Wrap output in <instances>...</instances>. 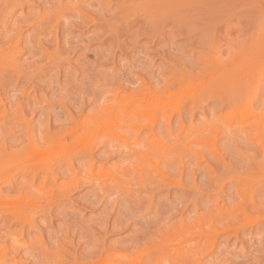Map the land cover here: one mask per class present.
Listing matches in <instances>:
<instances>
[{
  "label": "rangeland",
  "instance_id": "rangeland-1",
  "mask_svg": "<svg viewBox=\"0 0 264 264\" xmlns=\"http://www.w3.org/2000/svg\"><path fill=\"white\" fill-rule=\"evenodd\" d=\"M33 1H35V2H33ZM33 1L30 0V2H28L27 0L26 1L22 0V3L24 2L23 8H17L14 12L15 14L16 13H18V14H16V15L14 14L12 19H9L7 21L8 23H5V25L2 26V29H1L2 23H0V35H3L6 31L9 32L8 35H10V31L12 30V27H14L16 22H17V19H18L17 15H19V13L21 11L22 12L20 13V16L25 18V19H22L19 17V19L20 20L22 19L21 21L23 22L21 27H25V25L28 26L29 24H33L34 19H32V18L34 15H35V19H36L38 14L40 17L45 18L44 24L42 26L44 28H41V30H40V33H41V31H43V33L45 32L44 33L45 35L43 34L44 37H40L38 30H36V29L34 31L30 30L31 25H29L28 27L26 26L24 28V30L26 31V32L24 31V33H25L24 34V42L25 43L22 41V43H24V44H20V46L16 50L17 54H19V56H18L19 58L18 57L15 58L16 60H14L15 62H13V63L12 62L8 63L9 66H8V64H6L7 61L3 62L4 60H0V63H1L0 64V75H2V73L4 75V76L2 75L3 78H0V82L2 81V83L0 84V89H2L3 92L5 91L4 93L2 91H0V111H1L0 112V123L2 124V125L0 124L2 126V127H0V186H1L0 189L2 188L3 183L8 179H11V180L17 179V177L18 178L23 177V175H25V174H27V176H32L34 174H42V173H44V171L45 172H48V171L52 172L53 171V173H59V175L56 176V177H58V178H56L57 181L55 180V182L50 183L46 187H49L50 190H51V187L53 189L55 187V188H57L55 190L58 191L59 188H61V187L63 188L62 184H64V187L66 189L63 188V190H59V192H51V193L49 190V193L45 192L46 196L43 197V195L45 193L42 191L48 192V189H49V188L45 187L46 190L44 188V190L42 189L41 191H39L41 194L44 193L42 195V198H44L43 200H41L42 198H39L38 194H40V193H38V194L24 195L23 198L21 197L24 200L23 201V200H21V198H17L13 192L8 193L2 188L0 190V202H1V205H5V207L4 206L1 207V205H0V228H1V226H3L2 220L5 218H8V216L10 219H17L18 222L13 223V226L11 227V229L17 228V230H18L16 236H13V237L17 238L16 240H18L19 246L22 247V246L26 245L25 247L29 248V250L32 254H34L37 250L47 252V249H48L49 251L47 252V254L45 252V255H46L45 257L48 256L47 258L50 259L49 260L50 263H48V259L47 258L45 259V257H44V264H46L45 262H47V264H52V263L55 264V263H58L59 261H61L62 259H65L66 256L72 255L71 252L73 250H75L78 254H80V252L82 251L81 252V254H82L83 252H85L84 249H86V252L87 251L89 252V250H90L89 248L95 247V245H94L95 243L96 244L98 243V245L100 243V245H101L103 238H101V239L98 238V236H100L101 234H100V232H98L97 229L99 227V229L101 230L100 227L102 225L99 226L100 223H97V222L103 223L102 221H104V219H105L106 222L108 221L107 222L108 224L109 223L111 224L112 222H114V224H116V225L118 224V225H122V226L127 224L126 226H129V227L131 226V228H129L131 231L128 230L125 232L119 231V232L112 233V231H110V229H108V231H107L108 233L105 234V237H106L105 239L107 242L105 244V247L108 249L107 253L111 252V256L116 260V261L112 260L114 263L116 262V264H117L119 262L118 264H120V263L128 264V263H130L129 262L130 258H132L131 262H133L134 258H136L135 254L139 252L137 256H139L140 258L138 259V257H137L136 260L138 259V261H139L138 264H141L140 260H142V259L143 260L146 259L147 262L148 261L152 262V260H150L148 258V252L149 251H150V253L152 251L153 252L155 251L154 253L158 252L160 250L159 248L161 246H164L168 241H170V244H171V241L176 242V240L178 241L181 238L182 239L179 241H182V240L192 241L191 239H193V238L196 239L197 233L193 232L195 230L191 231V229H193L194 228L193 226H195V225H199V227L197 226V228H194V229L197 230L198 228H200L201 221L203 219L201 220L199 217H203L204 218V220H203L204 225L202 222V225H201V226H203L202 229L204 228V226L209 227L208 229L207 228L203 229L205 232L207 230L212 231V229H213L214 231H217V232L219 231L218 232L219 234L221 232L222 233L220 235H218V234L215 235L211 231H209L210 234L207 233L208 234L207 239H209L208 241H211V242L214 241V243L212 242L211 243L212 247H210L211 244H209V242H208L207 246L209 245L208 247L210 248L209 249L210 251H208L207 250L208 247L205 246V249L207 250V251L205 250V252L207 254H205V256L203 254L202 259H204V261L202 262V264H247V263L248 264H264V230H263L264 226L262 225V223L264 221V217H263L264 213H262L264 211L263 210L264 208L261 207L262 205H264V202H260V201H264L263 200L264 192H260V193L256 192L259 185H261V184L264 185V182H263L264 181V178H263L264 177V116H262V115H264V110H261L262 107L264 108V101H263L264 98H262V97H264V0H236V2L239 1L238 2L239 4L236 3L234 8L237 7L238 10L235 9L236 10L235 11L234 9H232L231 12L227 13L228 15L225 14L226 17H224V18L230 17L229 21H227L228 19L224 20V18H223V21H224L223 25L225 27L227 26L228 29L226 27V29L223 30V28H224L223 25H222L221 29L223 31H226L227 32V33L225 32L226 34L221 30V31H219V33L222 32L221 35H223V33H224L223 36H221L218 33L219 37H217L218 35L216 33L215 38H214V35H211L213 37L212 38L209 36V34L206 35L204 33L205 36H203V33L200 34V32L197 31L201 35V37H199L198 33L195 31H194L195 35L192 34L193 35L192 36L191 33L193 31H191V33L186 34L187 37H189V38H190V36H192L193 40L189 41V43L187 42L188 40H186L187 38H185L186 35L183 36V35L178 34V33L176 35V32H173L169 29L170 27L166 28L165 30H162V33H159V32H161L160 31L161 29L156 30L154 33V31H151L148 27L144 26L145 25V20H144L145 18L141 16V14H143V8L140 6L142 5L141 3H143V5H145L144 2L146 0L145 1L144 0H140V1L138 0L139 2H141L140 6H138L139 4H135L133 2V1L137 2V0H123V1H125V3H127L126 5H129L127 7H130V4H128V2L135 6V9H134V7H132V5H131L132 8L130 7V10L133 9L131 11V13L133 12L136 15H134L133 13L130 14V12H129L128 17L130 16V18H127L128 21L124 20L126 17H124V18L120 17V18H123V20L122 19L119 20V19H116V17H114V16H110V17H113V19L114 18L115 19L114 20L112 19L113 21L109 20L108 22H105L104 21L105 19L102 20V23L104 25L107 24V25H105L107 28L105 26H101L102 25V24H100L101 21H99V20L94 21V19L91 18L92 16H94V15H91V11H92L91 8L88 9V12H89L88 13L87 11L83 12V10L81 9L82 5L80 6L81 8H79L77 6L78 1H80V0H76L75 6H73L74 5L73 3L75 0H73V1L72 0L71 1L70 0H64V1L63 0H53V1L49 0L50 2L48 0H45V2H44V0H42V1L33 0ZM38 1H39V3H37ZM91 1L92 0H90V2ZM106 1H107L108 6L113 5V7H114V5H116L115 8H118L117 9L118 11L123 10V9H125V10L129 9L127 7H122L121 5H119V3L116 2L117 0L112 1L113 3H110V0H106ZM130 1H132V2H130ZM142 1H144V2H142ZM0 2H2V1L0 0ZM27 2H28V5L26 4ZM65 2L67 5H69V7H70V4L71 5L73 4L71 8H68L70 10L71 14L70 13L68 14V12H65L61 9H58V7H60L61 4H62L61 8H63L65 6L63 8V9H65L67 6L66 4L63 5ZM103 2H105V0H103ZM30 3H31V6L33 5L32 7H29ZM35 3H37L39 5H37ZM125 3H122V4L125 5ZM103 4H106V2ZM117 4H118V6H117ZM40 5H41V7L38 8V6H40ZM43 6L44 7L46 6L47 8L48 7L49 8L47 9L46 7L44 8ZM42 7L44 8L43 11H42V9H43ZM40 8H42V9L40 10ZM136 8H138V9H136ZM144 8H146V7H144ZM79 9L82 10L85 18H87L89 20H93L90 23L91 25H89V23H85L84 20H80L78 15L75 14L77 11L79 12ZM113 9L111 12H114L116 10V9L115 10H113ZM58 10H59V12H58ZM89 10H91V11H89ZM135 10H137V11H135ZM30 11L33 12V14L36 13L37 11H39V13L32 15L31 16L32 18L30 17L31 14L24 16L25 12L31 13ZM60 11L65 12L64 15L65 14L67 16L71 15L73 19L71 18V16H69L70 19H68V17H66V15L65 16L62 15L63 13H61ZM93 11H94V9H93ZM96 11L97 10L95 9V11L92 13H98V11L97 12ZM43 12H44V14H43ZM72 12L73 13L75 12L74 15H76L78 17V19L76 16H75V18L73 17ZM230 13L232 15L229 16ZM234 14L236 15V17ZM131 15H133V16H131ZM27 17H30V18H27ZM65 17H66V19H65ZM95 17L98 18L99 16L96 15ZM110 17H108L106 19H110ZM13 18L14 19L17 18V19L13 20ZM12 20L16 21V22H13L14 25H12L13 23H11ZM24 20H26V21H24ZM69 20H70V22H69ZM71 20H72V22H71ZM118 20H119V22H118L119 25L115 26L114 24H118L117 23ZM142 20H144V21H142ZM64 21H66V22H64ZM67 21H68V23H67ZM78 21H81V24ZM82 21H84V22L82 23ZM110 21H112L113 23L114 22H116V23H114V24L110 23L109 24ZM124 21L128 22V24L129 23L130 24L128 25L126 23V25H124L125 24ZM226 21H227V24L230 26H228L225 23ZM237 21H238V23H237ZM9 22H10V25H9ZM74 22H75V24H74ZM77 23H79V25H78L79 27L76 26ZM121 23H122V25H121ZM131 23H132V25H131ZM140 23H142V24H140ZM137 24H138V26H137ZM175 24L176 23H174L173 25H175ZM95 25H97L98 27L96 26V28H95ZM108 25L109 26L112 25L111 26L112 28L114 27V29H115V27H116L118 29L117 30L115 29L112 32H110L112 30V28L110 27L109 29H111V30L109 31ZM130 25L133 26L134 28L131 27ZM10 26H11V28L9 29ZM140 26H141V28H139ZM144 27H146V28H144ZM70 28H72V29H70ZM133 29H135V30H133ZM148 29L150 30L148 32L149 34L147 32L145 33V31H148ZM4 30H6V31H4ZM1 31H4V32H1ZM106 31H109L110 33L109 32H107V33L110 35H108L106 33ZM114 31H116V32H114ZM164 31L166 33H163ZM97 32H99V33H97ZM150 32H152V34ZM6 33H5V35H6ZM112 33H114V34L111 35ZM169 33H171L172 36H171V34L169 35ZM33 34H34L35 40H33V38H34ZM102 34H104V36ZM116 34H117V36H116ZM89 35H91V36H89ZM159 35L160 36L163 35L166 39L163 38L162 36L160 37ZM178 35H180V36H178ZM26 36L27 37L30 36V38H31L30 40L32 41V43L30 40H28L29 38H25ZM136 36H137V38H136ZM150 36L151 37L154 36V37L151 38ZM157 36H159L160 38L158 39ZM39 37H40V39L42 38L43 45H41V46H43V49L45 51V54H44L45 57H43L42 55H40V56L38 55L40 57L39 58L38 56L37 57L32 56L33 54L31 55L30 53L28 55V51H30V49L32 50V47L35 46L37 39H39ZM98 37H100V38H98ZM111 37L113 40H111ZM113 37H116V38H113ZM129 37H131V38H129ZM194 37H198V38H196V40H195ZM202 37L205 41L207 40L208 42H205L202 39ZM95 38H97L96 41L94 40ZM117 38L119 41L115 40ZM146 38H148V39L146 40ZM161 38H163L164 40ZM224 38H225V40L223 41ZM25 39H27L28 41L27 40L25 41ZM133 39H134V41L135 40L136 41L133 42ZM102 40H104V41L102 42ZM167 40L171 42V43L169 42L170 48H168L169 43ZM197 40H199V41H197ZM1 41H3V40H0V42ZM33 41H35V42L33 43ZM162 41H164V42H162ZM28 42L30 43L29 46H28ZM79 42H82L83 44L82 43L79 44ZM86 42H88V43H86ZM108 42H110V44ZM119 42H120V44H119ZM185 42L188 43V46H187V44L185 45ZM192 42H193V45H192ZM202 42H204L205 44ZM26 43H27V45H26ZM157 43H159L158 46L156 45ZM32 44H33V46H32ZM81 44L84 46V49L81 46ZM140 44H142V45H140ZM163 44H165V45H163ZM182 44H184L185 47L187 46L185 48L186 50H184L183 47H180V46H183ZM196 44L199 46L198 48H197ZM202 44H203V46H202ZM78 45H80L81 47H79ZM87 45H88L89 49H91V47L93 48V49H91V51H92L91 53H90V50L86 47ZM132 45L135 47H133ZM175 45H176V47L178 46L177 49H176V47H174ZM209 45H210V47H209ZM26 46H27V49L25 48ZM28 47H29V49H28ZM113 47H115V48H113ZM142 47H144V48H142ZM173 47H174V49H176V51L175 50L171 51L173 49ZM218 47L221 49L220 53L217 55L215 54L216 56H213V54L215 52H213V54H211V52L214 49L217 50ZM48 48H49V50H48ZM121 48H122V51H121ZM199 48H200V50H199ZM202 48H205V49H203V51L201 52ZM57 49L59 51H57ZM137 49L140 50L141 52L140 51L138 52ZM163 49H164V51H163ZM192 49H193V51H192ZM194 49H196L198 52H196V50H194ZM159 50L162 52H160ZM216 50H214V51H216ZM170 51H171V53H170ZM179 51H181V52H179ZM199 51L201 52V54ZM204 51H206V52H204ZM154 52H156V53H154ZM172 52H177L176 56ZM226 52H228V54ZM180 53L182 55H180ZM158 54H160V55H158ZM170 54H171V57H169ZM187 54H188V56L186 57ZM24 55L25 56L27 55V56L25 57ZM81 55H82V57L84 56L83 57L84 60L82 59ZM161 55L164 56L163 59H162ZM165 55H166V57L167 56L168 57L166 58ZM172 55H174V56H172ZM29 56H31V58H30V59H32V61L30 60L31 62H35V60H37L38 63L40 61H42L41 64L47 63L43 72L39 71V73H42L43 76H42V78H39V79L37 78L38 79L37 82H36L35 75L33 76V74L31 73L33 71L32 70L33 67L31 69L29 68L28 70H27V68H23L25 65V63H23V61H26V63H27L26 65H28L29 59H27V58ZM179 56L181 57V59L179 58ZM217 56L218 57L221 56V58L218 59ZM225 56H228V57L225 58ZM42 57H43V59L40 60ZM172 57H174V58H172ZM34 58H36V59H34ZM90 58H91V60H90ZM185 58L187 59V61ZM58 59L59 60L61 59V62L63 61L62 64H61V62H59ZM166 59H168V60L166 61ZM217 59H218V61H217ZM17 60H19L20 62ZM56 60H57V62H56ZM88 60H90V61H88ZM161 60H162V62H161ZM211 60H212V62H211ZM16 61L19 64H21L20 65L21 67L18 66L19 64ZM164 61L167 62V65L170 63L171 64L174 63V65H173L174 67L172 69H170V65H169V67L166 66L165 65L166 63ZM169 61H171V62H169ZM181 61H182V64L180 63ZM208 61H210V62H208ZM51 62L52 63L55 62V64L58 63V69L61 67L59 69L60 72L57 71L58 69L56 70L57 66H56V68H54L55 66H53V64ZM147 62L149 64H147ZM151 62H152V64H151ZM2 63H4L5 65ZM161 63H163L164 67H161V66H163V65H161ZM207 63L210 66H208ZM22 64H24V65H22ZM48 64H50V65L52 64V65L50 66ZM215 64H216V66L214 67ZM68 65H70V66H68ZM186 65H187V67H185ZM2 66H4V67H2ZM48 66H49V68H48ZM197 66L201 69H199ZM212 66L214 67V69ZM217 66H218V68H217ZM10 67H12V68H10ZM25 67H27V66H25ZM159 67L162 68V70H160ZM165 67H166V69H164ZM204 67H207L208 69H206ZM187 68H188V71H187ZM191 68H192V70H191ZM202 68H204V70L206 69L205 71H207V72L203 71ZM12 69H15V70H12ZM23 69L26 71H24ZM50 69H51V71H50ZM83 69H84V71H83ZM94 69H96V70H94ZM150 69H151V72H150ZM29 70H30V72H29ZM171 70L175 71L176 74L174 72H172ZM184 70L187 72H184ZM213 70H215V71H213ZM14 71H16V72H14ZM47 71H48V73H46ZM52 71H53V73H52ZM210 71H212V73L214 72L213 75L215 73H218L221 76L218 77L217 76L218 74H216V77L215 76L213 77V75L211 74ZM216 71H218V72H216ZM5 72H7V73L5 74ZM17 72H19L20 75ZM56 72H59L58 75ZM201 72L202 73L204 72V73L202 74ZM224 72H226L225 74H228V75L224 76ZM102 73H104V74H102ZM150 73H152L153 75L152 74L150 75ZM185 73L187 74L186 76H185ZM240 73H241V75H239ZM29 74H32V75H29ZM84 74H85V77H84ZM106 74H108L109 76H107ZM173 74H175L176 77ZM28 75H29V77H28ZM154 75H157V76H154ZM248 75H250V77H248ZM2 76H0V77H2ZM8 76L11 77L12 79H13V76H16V77L12 80V83H11L10 82L11 80L9 81V79L7 78ZM19 76H21V77H19ZM88 76H89V78H88ZM210 76H211L212 81H210L211 80ZM24 77L30 78L29 80H31L30 81L31 83L35 81L32 84L36 85L37 88L32 86L31 83H30V87L28 86L29 87L28 88L27 85H25V83L27 84V82H29V80L27 78H24ZM94 77L96 79H94ZM237 77H241L242 79L240 80ZM243 77H244V79H243ZM19 78H20V80L23 78V80L21 82L22 84H24L23 86L21 83H19L20 82V80H18ZM31 78H33V79H31ZM104 78L105 79L107 78L106 82H105V80L103 81ZM234 78H236L238 81L237 80L235 81ZM1 79H3V80H1ZM69 79L72 80L73 82L72 81L70 82ZM155 79H157V80H155ZM165 79H166V81H165ZM214 79H215V81H214ZM231 79L233 81L237 82L238 87L240 86L238 82H240L241 88L239 87L240 89H238L236 84H234V82ZM247 79L250 81L248 82ZM6 80H8V82ZM24 80L27 82H25ZM85 80H86V82H85ZM91 80L92 81L94 80V82H95L94 85H93V82ZM111 80H113V81H111ZM167 80H170V81H167ZM23 81H24V83H23ZM40 81H41V83L43 82L42 85L40 84ZM87 81H90V83H89L90 85L88 84ZM230 81H231L232 87H231V84L228 85L230 83ZM6 82L7 83L10 82L11 85L7 84ZM44 82H45V84H44ZM104 82H105V84H107V85L110 84V85L105 86ZM166 82L168 84H170V86L168 85V87H167ZM37 83H38V86H37ZM72 83H74V84H72ZM79 83H80V85H79ZM84 83H85V86L83 85ZM101 83H103V84H101ZM165 83H166V85H162ZM13 84H14V88L12 89ZM81 84H82V86H81ZM242 84L245 87H243ZM2 85L3 86L6 85L7 88H6V86L3 87ZM19 85L24 87L25 88L24 91H26L23 94L20 93V95L18 94V92H21V90L19 89V91H18V89H17V88H19L18 87ZM88 85L90 86L89 88H88ZM8 86H9V88H8ZM10 86H11V90H9ZM39 86L42 87L43 89L39 88ZM79 86H81L80 92H79V90H80ZM91 86H93V87L95 86V90L92 89ZM161 86H163V87L165 86V87L163 88ZM228 86H229V88H228ZM256 86H257V89H255ZM82 87H83V89H82ZM233 87L235 88V90H234L235 95H237V94L239 95L241 93V95H239V96L237 95L239 98L237 96H235V98H234L233 97L234 95L228 96L230 91H233L230 88H233ZM56 88H57V90H56ZM58 88H59V90H58ZM105 88H106V90H105ZM147 88H149V89H147ZM245 88H246V90H244ZM6 89H7V92H6ZM98 89H100V90H98ZM227 89L228 90L230 89V90L227 91ZM236 89L241 90V91H238ZM12 90L17 91V92L16 91H14V92H16L18 95L13 92L16 95V98H15V95L12 94ZM65 90L66 91L68 90V91L66 92ZM76 90H78L77 93L83 92L84 97L81 99L82 101H80V97L77 96V93H74V94L72 93L73 91L76 92ZM147 90H149V91L146 92ZM256 90L258 93L257 95L259 96V94H260V97L257 96V100H255L251 105V109H252V111H254V117L248 118V119H243L244 118L243 117L244 111L242 110L243 112H241V110H240L241 108H239V106L241 107L240 104L248 102L247 99L249 97H253V92ZM8 91L9 92L11 91V92L8 93ZM89 91H91V92H89ZM235 91H237V94ZM246 91L249 94L246 93ZM85 92L88 93V94H86L88 96L84 95ZM149 92H151V93H149ZM2 93L3 94L8 93L9 95L7 94L6 96H8V97L6 98V97H4L5 95L4 96L1 95ZM93 93H94V95H93ZM145 93H147V94H145ZM217 93L219 94L218 96H217ZM222 93H224L225 97H226V95L228 96L225 98V101H223L224 96H222ZM254 93H256V92H254ZM231 94H232V92H231ZM247 94H248V96H247ZM10 95L11 96L14 95V96L11 97ZM24 95L28 96L30 99V102L32 103V105H30L29 107H27L26 105L31 104L30 102L29 103H25V102L22 103L23 102L22 99H24V97H25ZM64 95H66V96H64ZM78 95H82V94H78ZM91 95L94 96V99ZM142 95H144V97H142V99H141ZM146 95H151L152 98H155L154 100L152 98H149L151 101L149 100L150 102L148 103V109L150 107H152V110H150L151 108L149 109L150 111H152L151 112L152 115H151V117H149V121H148V124L151 121V123H150L151 125L149 124V126L143 127V130L141 132V134L144 133L147 136L143 134V136L138 137V135L135 134L136 130H134L135 129L134 126H132L130 128L131 130H127V127H130L132 125V123L130 122L131 124L129 123L130 126H128L127 123L129 121V119L127 121L128 117L125 118V115L127 113L126 111H128V112L130 111V109H128V108H130V107H128L130 105L133 106V108L132 107L131 108L134 111L137 110V108L139 109V107H135V106H141V105L138 104L136 101H142V103H145L148 100V99L147 100L145 99ZM153 95H154V97H153ZM90 96H91V99L89 98ZM151 96H147V98L151 97ZM17 97H20V100H22V102H19L18 101L19 99ZM134 97L136 99L137 98L138 99L136 100ZM231 97L234 98L231 101L232 102L231 105H229L228 103H225L226 100L231 99ZM76 98L79 100V102H81L80 103L81 105L79 104L78 101H76L77 100ZM88 98L91 101H89ZM133 98L136 100L135 102H133L134 101ZM143 98L145 99L144 102H143V100H144ZM221 98H223V99H221ZM259 98H261V100ZM73 99H75V100H73ZM236 99L238 100V102L236 101L238 103V106H236L237 104L234 103V101ZM244 99H245V101H244ZM128 100L130 101V103L133 102L134 105H135V103L138 105L134 106L133 104H129ZM211 100H214V101H211ZM9 101H11V102H9ZM15 102H17V105L13 104ZM91 102L93 103L92 104L93 106L91 105ZM214 102H218L217 105L218 104H220V105L217 106L216 104H214ZM21 103L23 105H21ZM120 103H122L123 105ZM221 103H222V105H221ZM74 104L76 106L78 105V108L84 106V107H82V109L84 108L82 114L91 115V116H89L90 119L88 118V116H83L82 114L80 115L79 112L78 113L74 112L75 110L78 109V108L76 109V106ZM119 104L121 105V107H119L120 106ZM157 104H158V106H157ZM213 104L216 106H212ZM15 105L17 108H14ZM42 105H44V106L42 107ZM160 105H163V106H160ZM205 105H207V106H205ZM243 105H242V107H243ZM246 105L247 104H245L244 107H246ZM252 106H254V107H252ZM32 107L34 109H36V107L37 108L41 107V108H43L44 111L42 109L38 108L36 110L33 109L34 112H32V111H30L32 109ZM91 107H92V110H91ZM29 108H30V110H29ZM48 108H50V109H48ZM61 108L64 109V112L61 110ZM121 108H122V111H121L122 113L120 112ZM154 108L155 109L157 108V109L155 110ZM17 109H18V113H17ZM21 109L23 112L21 111ZM24 109H25V111H24ZM26 109H27V111H26ZM65 109H66V111H65ZM126 109H128V110H126ZM132 109L128 113V116L130 114H132V112H134ZM41 110L43 111V113H40ZM49 110H53L54 112L49 111ZM90 110H91V112H90ZM84 111L88 112V113H85ZM51 112H53V113H51ZM74 113H76V114H74ZM58 114H59V116H58ZM77 114H79V115H77ZM65 115H67V116H65ZM47 116H48V119L46 118ZM122 117H124L125 119ZM121 118L124 120L122 121ZM240 119H243V120H240ZM176 120H177V123L180 121L179 122L180 124H176ZM41 121H42V123H44L46 121L48 122L47 124L49 126V131H48L49 135H51L52 137L58 136L59 138L62 136L60 140L59 139L57 140L58 145L61 144L62 146L59 145L60 150L58 149L59 150L58 151L55 148V151H58V153H59L62 151L61 149H63V151H65V152L62 151V154L60 153L61 155H58L59 159H57L58 157H56V155L53 154V156L56 157V160H58V164L56 163L55 158L49 159L51 156L50 154H49L50 156L47 155L49 157H45L49 160L46 159V162H45V160L43 162L41 160L45 159V158H42L38 161H36L37 160L36 158L34 159V161L32 159L30 160V158L32 156L30 155L29 149L26 150L27 152L29 151V153H27L26 151H22L24 153H21L22 148H24V146L26 147V145L29 146L28 142H30L25 137V135L27 134L26 124L28 122L32 123L30 125L33 127L34 125L38 126L39 123L41 124ZM53 122H54V126H53ZM77 122L80 125L82 124L81 125L82 127L77 128V126H76L77 130H75V125H78ZM165 122L166 123L171 122L170 123L171 128L169 127V131H168V128L166 129L167 125L165 124ZM241 122H243L242 124L245 123L246 125H244L242 127ZM14 124H16V125L14 126ZM63 124H64V126H63ZM65 124H67V125H65ZM72 124H74V128L72 127L73 126ZM80 125H78V126H80ZM161 125H162V128H161ZM35 126H34L35 130H33L31 128V132L34 131L33 134L31 132H30V134L33 135V137H34V138L32 137V139L33 140L35 139V141H36L37 138L40 136L39 135L40 132H37L38 127L36 128ZM13 128H14V130H13ZM15 128H17V129L15 130ZM20 128L24 130V131L22 130L23 133H22V131H19V130H21ZM54 129H56V130H54ZM239 129L240 130L242 129V130L240 131ZM61 130H62V132H61ZM71 130H73V132ZM133 131H134L135 135H130ZM7 132H8V134H7ZM147 132H149V134ZM151 132L152 133L154 132V133L151 134ZM9 135L11 137H15V138L17 136L18 139L15 141L20 140L19 141L20 143L19 142H14V144L10 143L11 137ZM150 135H151L152 139L149 137ZM145 136L147 138H145ZM143 138H145V139H143ZM145 141H146V143H145ZM151 141H153V143ZM16 143H18V145ZM62 143L65 145H63ZM150 143H152V144H150ZM10 145L12 147H10ZM13 145H15V146H13ZM58 145H57V147H58ZM119 146L124 147L125 149L120 148ZM115 147L119 148L116 152L117 155L115 154V151H116ZM110 148H111V150H110ZM120 149H121V151H119ZM122 149L126 152H128L127 151L128 149H134L136 152H142L141 154L136 153V154H140L142 157H144L143 158L144 160H143L140 158L141 157L140 156L138 161L141 163V160H142V162L144 161L147 165L144 167L145 164L141 163L144 165H142L143 167H140L141 164L138 161H137L138 163L136 162L137 164H135V162L133 161L135 156H132L133 154H131V153H129V155H127L126 152L123 155L124 152L121 153L123 151ZM18 150L21 154L20 153L18 154V152H14V151H18ZM106 150L108 152L114 150L113 153L115 155L112 157L106 156L108 154L111 155L112 152L111 153L109 152L106 155H103L107 152ZM134 150H133V152H134ZM131 151L132 150H130V152ZM51 152L54 153L53 151H51ZM148 152L149 153L152 152L151 154H153V155L155 154V155L151 156ZM16 153L18 156L15 155ZM58 153H56V154H58ZM134 154H135V152H134ZM21 155H23L24 157L26 156L25 159L28 158V160H30L32 163H30V162H28V160H26L28 162V164H26V167H25L26 162L23 163L25 160L24 159L21 160V158H22ZM89 155L91 156V158ZM136 157L138 158V156H136ZM105 158H106V160H105ZM145 158H146V160H145ZM167 158L170 161V163L168 160H166ZM173 158H174V160H173ZM63 159L65 160V163H67L66 168H67V166L71 167V170L76 173L74 177L77 178L79 182H80L79 177L80 178L82 177L85 180H86V177L87 178L90 177V179H91V180L89 179L90 183L88 182L89 180L88 181L84 180L85 182L83 180H81V182L83 181L82 183H84L83 186L84 185L85 186L83 187L82 184L80 183L82 187L80 186V189L78 191H75V192H72L70 186H69L70 188L68 186L66 187L65 183L67 182V179L64 178V175H63L66 168H65V163H63L64 162ZM59 160H60V162H59ZM70 160H72V162ZM171 161H173L174 164ZM130 162L132 165L130 164ZM167 163L170 164V166L173 164V166H171V168H170V167H168ZM22 164L24 165V168H23ZM63 164H64V166H63ZM75 164H77L78 166ZM20 165L22 166V168L20 167ZM126 165L130 169L135 168V171L142 168L141 171L139 170L137 172L142 173L144 171L143 174H147V175H149V177L152 174V176L155 178L156 181H159V182L162 181L161 183H163V184H164V182H166L165 184H168V183L173 184L174 187H172V185H171L167 189L161 188L163 192L159 193L160 195H157V197L155 196V199H151L152 193L148 190L149 185L147 184V182L143 183L144 187L141 185L142 182H139V183H141L140 187H139V185L135 186L133 181H132L133 187H132V185L129 187L128 185L123 184L124 179H125L124 180L125 184H126V182L129 185L131 183V182L128 183L131 179L130 178L127 179L128 176L131 177V173L123 171L124 169H125V171L127 170ZM147 166H149V167H147ZM47 167H49L48 170L46 169ZM18 168H19V170H18ZM43 168H45L46 170H43ZM50 168H54V169L49 170ZM60 169L62 170V172ZM25 170H27L28 172H26ZM85 171H89V172H85ZM135 171H134V169H132L133 173H137ZM31 172H33V173H31ZM93 172H95V173L93 174ZM129 173H130V175H129ZM120 177H127V178H124V179L122 178L123 180H120L121 179ZM261 178H263V180ZM77 179H76V181H77ZM61 181H64V182H61ZM59 184H61V185L59 186ZM67 184L68 185L70 184L72 186L71 183H67ZM111 186L113 187V190L111 189ZM179 187L181 190H183L182 189V187H183L184 190L181 191L179 189ZM131 188H133V189H131ZM53 189L51 191H55ZM146 189H147V191H145ZM165 190L166 191L169 190V191H167V193L170 192L168 194L170 196L167 195ZM4 191H5V195H4ZM129 192L131 193V195ZM66 193L69 194V196L72 197L73 200H72V198L70 200H68L69 202L67 200H64V198H62V197ZM250 193H251V195H250ZM6 194H8V195L12 194L11 196H13V195L14 196L11 197L10 195L8 196ZM120 194H122V196H124L123 198H126V194H128L130 196L129 197L127 195L129 200L133 199L134 201H139V202H137V205L136 204L135 205L129 204V206H128V203L126 202L127 204H125L126 200L124 201L122 199V197L120 196ZM55 196H56V198L59 197L58 198L59 200L61 198L62 199L60 201L57 199L58 202H56L57 200H56ZM171 196H173V197L171 198ZM251 196H252L251 202L254 205L253 204L251 205L250 200L247 201L248 198ZM168 197L171 198L170 203L168 201H166V200L170 199ZM76 198H77V200H79L81 202L77 201ZM136 198H137V200H136ZM253 198H255V199L253 200ZM91 199L93 201H91ZM150 199L153 200V202H152L153 204H151V205H150V203H151ZM63 200L65 202L66 201L67 202L63 203ZM75 200H76V202H75ZM96 200L98 203L95 202ZM98 200L99 201L101 200V203H103V206H102V204H100V202ZM72 201H74V202H72ZM86 201H88V202H86ZM149 201H150V203H148ZM48 203H50V204L48 205ZM54 203H56V205H58V206H56ZM57 203H59V204H57ZM95 203H96V205H95ZM168 203L170 205H167ZM260 203H262L261 206L259 205ZM64 204H65V206H64ZM9 205H11V206H9ZM72 205H74V206H72ZM87 205H88V208H85V206L87 207ZM125 205H127V206H125ZM153 205H155V206H153ZM257 205H259V206H257ZM139 206H141L142 208H140ZM255 206H256V208H260V209H256ZM58 207L59 208L63 207V208H61L62 210L64 208H67L68 210L65 209L62 211L61 209H59L60 213L58 212L55 214L57 217L55 218V216H54V218H53L54 220H52V222H50V224H48V223L45 224L47 227L44 226V224L42 223L43 221H41V219L46 216V213L48 210L54 209V211H55L56 208H58ZM89 207H91V208H89ZM108 207H109V209H108ZM111 207H113V208H111ZM155 207H156V210H155ZM158 207H160V208H158ZM248 207H250V208H248ZM147 208H148L149 214L146 212ZM172 208H174V209L172 210ZM247 208L249 210L251 209L250 211H253V210H255V211L249 212V210H247ZM261 208H263V209H261ZM153 209H154V212L150 213L151 211H153ZM244 209L246 210V212ZM131 210L134 211L133 212L134 214L131 212ZM174 210H176V211H174ZM257 210L260 211V213ZM261 210H263V211H261ZM64 211H66V212H64ZM69 211H70V213H69ZM99 211L100 212L102 211L103 213L102 212L100 213ZM135 211H137L138 213ZM74 212H76V213H74ZM77 212L79 213L80 217H77L78 216ZM44 213H45V215H44ZM120 213L123 215L121 216ZM164 213H166V214L164 215ZM242 213L243 214L247 213V216L249 219L247 218V216L242 215ZM143 214L145 215V217ZM152 214H154V215H152ZM157 214L160 216H158ZM130 215H132V216L130 217ZM62 216L65 219L62 218ZM68 216H72L75 219H72V217H68ZM97 216H99V217H97ZM76 217L78 218V220L76 219ZM121 217H122V219H121ZM142 217H144V219H141ZM157 217H158V219H157ZM81 218H82V220L80 221ZM106 218H107V220H106ZM261 218H263V219H261ZM85 219H87V220H85ZM129 219L130 220L132 219L131 224H130ZM198 219L201 221H199ZM89 220H91L92 222L95 220L94 222H96V223H94V222L92 223ZM150 220H151V222H150ZM245 220H247V221H245ZM64 221H66L65 224L62 223ZM67 221L68 222L70 221L71 223L70 222L68 223ZM105 221H104V223H105ZM157 221H159V222L157 223ZM160 221H161V223H160ZM241 221L242 222L244 221L243 226H242V224L240 225L242 227L235 226V225H238L237 223L240 224ZM81 222H82V225L80 224ZM74 223L76 224V227L79 226L80 228L79 227L76 228V232H75V230L74 231L72 230V235H71V233L69 232L68 229H70V231H71V229H73L71 227H73V226L75 227ZM78 223L80 225H78ZM139 223L141 226L139 225ZM88 224H89L90 228H89ZM258 224L262 225L263 228H262V226H260ZM37 225L38 226L41 225V227L36 228ZM67 225H70V226L72 225V226L70 227ZM154 225H156V226H154ZM245 225L247 227H244ZM84 226L88 227V229H86ZM93 226L94 227L96 226L97 229L94 228ZM147 226L149 228H151V227L155 228L156 227L155 229H156L157 233L155 232L153 235H151V233L149 232V234L151 236L149 234L146 235L145 229L148 228ZM63 227H65V228H63ZM81 227L83 229H81ZM225 227H227L228 231L224 230V229H226ZM228 227L231 228L230 229L231 231L229 230ZM235 227H236V229H235ZM243 227H244V229H243ZM259 227L261 230L259 229ZM39 228H41V229H39ZM47 228H49L50 231L52 229L51 234H50L49 229H47ZM61 228H63L62 231H61ZM237 228H238V230H237ZM239 228H241V229H239ZM31 229H33V230H31ZM34 229H35V231H34ZM45 229L48 231H46ZM94 229L97 231H94ZM158 229H159V231H158ZM233 229H235V230H233ZM36 230H38V232ZM43 230L46 232L44 233ZM77 230H79L78 231L79 233H77ZM140 230H141V233H140ZM181 230H183L185 232L187 231L190 234L191 233H194V234H192V237H190L191 239L189 237L183 238V237H185V233L182 232ZM223 230L225 231V233L223 232ZM87 231L89 233L91 231H92V233L94 232L92 234L93 238H95L93 240L94 243H92L93 246L90 245V242H92V239L89 240V238H87V236L90 238H92V236ZM132 231H134L133 234H132ZM142 231H143V233H142ZM160 231H161V234H160ZM237 231H239V232H237ZM21 232H23V233H21ZM95 232H98V234ZM180 232H182V233H180ZM53 233H55V234H53ZM83 233H84V235H83ZM136 233H137V235L135 236ZM235 233L237 234V236ZM42 234H43V236H41ZM45 234L47 235L48 238H46ZM95 234H97V235H95ZM107 234H110V235H107ZM112 234H114V235H112ZM127 234L129 237L127 236ZM190 234H188V235H190ZM53 235L54 236L56 235L57 238L54 237ZM138 235H139V237H137ZM148 235H149V237H148ZM154 235H156V237L158 236V238L154 237ZM159 235H161V236H159ZM214 235H215V237H214ZM65 236H66V238H65ZM78 236H79V238H78ZM82 236H83V238L85 236V239H83ZM131 236H132V238H131ZM141 236H143V237H141ZM100 237H102V236H100ZM140 237L142 238V240H143V238H145L144 239L145 242H144V240L140 241V239H141ZM150 237H151L152 241L157 239L158 243H162V244H163V242L164 243L166 242V243L164 245L158 244L155 240L153 242V246L151 245L148 247L147 245H149V244L146 243V240L148 238L150 239ZM153 237H154V239H153ZM63 238L67 239V240L65 241ZM81 238H82V241H81ZM128 238H131L130 241ZM138 238H139V240H138ZM213 238H215V239H213ZM9 239H11V238L8 237V241H10ZM158 239H160L159 240L160 242L158 241ZM194 239L192 242L195 241ZM59 240H61V241H59ZM85 240H87V241L89 240L90 242L88 241V244H87V242ZM132 240L137 243L136 244L137 247L134 245L136 248H134V246L131 244ZM8 241H7L6 246H5V247L8 246L7 248H3V246L0 245V264H13L14 262H17L18 264H36L35 260H31L32 258L29 257L30 256L29 254H31V253L28 252L25 249V247H24L25 250H23V247L18 249L19 253L21 252L20 253L21 255H19V254H18L19 256L17 254L12 255V251H14L15 249L13 248V246L11 244L10 245L12 247L10 245H8V243H10ZM79 241H81V242L78 244ZM123 242H126V243H123ZM20 243H22V244H20ZM143 243H144V246H141V245H143ZM48 244H50V245H48ZM69 244L71 245L70 248H69V246H70ZM72 245H74V246H72ZM75 245H76V248H75ZM87 245H89V246H87ZM98 245H96V246H98ZM122 245H124V247L126 249ZM129 245L132 246L133 248L130 247ZM154 245H157V247ZM166 245H169V242ZM14 246H16V245H14ZM117 246H118V248H117ZM73 247H74V249L71 251L70 249H72ZM79 247H81V248H79ZM142 247H144V248H142ZM147 247L150 250H148ZM9 248H10V250H9ZM68 248H69V250H67ZM146 248L148 250L147 252H142V253L140 252V251H145ZM143 249H145V250H143ZM109 250H110V252H109ZM200 250H201V248H200ZM202 250L204 251V247L202 248ZM23 251L25 253H28V254H25ZM64 251H65V253L67 252L65 257H64V254H65ZM203 251L201 253H205ZM199 252L200 251H198V253ZM6 253H8L7 254L8 258H6L5 261H2V258L4 257V255ZM23 253L25 256L22 255ZM143 253H144V255H143ZM13 254H14V252H13ZM140 254H141V256H140ZM206 255L208 257H206ZM22 256L24 259L22 258ZM123 256H126L127 258L123 257ZM53 257H55L57 260ZM112 257H111V259H112ZM121 257H122L123 261H125V259L127 260L129 258V260H127L128 263L123 262L120 259ZM45 260H47V261H45ZM136 260H134L135 263L137 262ZM195 261H197V260H195ZM142 262H144V261H142ZM135 263H132V264H135ZM143 264H145V262ZM149 264H151V263H149ZM191 264H195V262L193 261V263H191Z\"/></svg>",
  "mask_w": 264,
  "mask_h": 264
},
{
  "label": "bare ground",
  "instance_id": "bare-ground-1",
  "mask_svg": "<svg viewBox=\"0 0 264 264\" xmlns=\"http://www.w3.org/2000/svg\"><path fill=\"white\" fill-rule=\"evenodd\" d=\"M2 2H0L1 4H0V23H2V25H1V29H2V26H4L5 25V23H8L7 21L9 20V19H12V17H13V15L15 14L14 12H15V10L17 9V8H23V3H22V0H1ZM26 1V0H25ZM28 2H30V0H27ZM31 1H33V0H31ZM40 1H42V0H40ZM49 1V0H48ZM53 1V0H52ZM64 1V0H63ZM71 1V0H70ZM73 1V0H72ZM89 1V2H88ZM80 0V1H78V7L79 8H81L80 6L82 5V10H83V12H88V9H90L91 8V10H89V11H91V15H94V16H92L91 18L92 19H94V21H101V23L100 24H102L101 26H105V25H107V24H103L102 23V20H104L105 22H108L109 20H112L113 19V17H110V16H114V17H116V19H119V20H123V18L124 17H126L124 20L126 21L127 20V18H130V16L128 17V15H129V12H130V14H132L131 13V11L133 10H130V7H131V5H132V7H134V9H135V6L133 5V4H131V3H129L128 2V4H130V7H127V6H129V5H126L127 3H125V1H123V0H115L116 2H118L119 3V5H121L122 7H127V8H129L127 11L125 10V9H123V10H117L118 8H115V6L116 5H114V7H113V5L112 6H108V4H107V1L105 0V2H106V4H103V3H105V2H103V0H92L91 2H90V0ZM112 1H114V0H110V3H113ZM123 1V2H122ZM140 1V0H139ZM138 0H137V2H135V1H133L135 4H139L138 6H140L141 4L143 5V3H141V2H139ZM145 1V0H144ZM144 1H142V2H144ZM28 2L26 3L27 5H28ZM33 2H35V1H33ZM44 2H45V0H44ZM50 2V1H49ZM55 2V1H54ZM60 2V1H59ZM62 2V1H61ZM127 2V1H126ZM130 2H132V1H130ZM146 2V3H145ZM144 2V4L145 5H143L144 7H146V8H144L142 5L140 6V7H142L143 8V14H141V16L142 17H144L145 19V25L144 26H146V27H148L151 31H154V33H155V31L156 30H159V29H161L160 31L161 32H159V33H162V30H165L166 28H169L171 31H173V32H176V35H177V33L178 34H181V35H186V34H189V33H191V31H193L192 33H191V35L193 34V35H195L194 33L195 32H200V34L201 33H203V36H205L204 35V33L206 34V35H208L209 34V36L210 37H212L211 35H214V38H215V35H216V33H217V35H218V33H219V31H221L222 29V25H223V18L224 17H226V15H228L227 13L228 12H231L232 11V9H236V10H238L237 9V7L236 8H234V6H235V4L236 3H238V2H236V0H146ZM32 3V2H31ZM31 3H30V6L29 7H32L31 6ZM37 3H39V1L37 2ZM37 3H35V4H37ZM72 3V2H71ZM76 0L74 1V5L73 6H75L76 4ZM109 3V2H108ZM122 3H125V5L124 4H122ZM141 3V4H140ZM259 3V2H258ZM34 4V3H33ZM50 4V3H49ZM66 4V2L63 4V5H65ZM69 4V3H68ZM115 4V3H114ZM239 4V3H238ZM237 4V5H238ZM37 5H39V4H37ZM67 5V4H66ZM72 5L70 4V7H69V5H67L66 6V8L65 9H63V8H61V6H62V4H61V6L60 7H58V9H61V10H63V11H65V12H68V14L70 13V10L68 9V8H71L72 7ZM236 5V6H237ZM56 6V5H55ZM117 6H118V4H117ZM39 7H41V5L40 6H38V8ZM44 7V6H43ZM42 7V8H43ZM46 7V6H45ZM44 7V8H45ZM53 7V6H52ZM57 7V6H56ZM114 9H113V8ZM120 7V6H119ZM131 7V8H132ZM239 7V6H238ZM42 8H40V10L42 9ZM44 8L42 9V11L44 10ZM47 8V7H46ZM49 8V7H48ZM47 8V9H48ZM25 9V8H24ZM68 9V10H67ZM81 9H79V12L77 13H75V14H77L78 15V17H79V19L80 20H84L85 21V23H89V25H91L90 23L93 21V20H89V19H87V18H85L84 17V14H83V12H82V10ZM93 9H94V11H95V9L98 11V13H92V12H94L93 11ZM112 9L113 10H115L114 12H111L112 11ZM136 9H138V8H136ZM141 9V8H140ZM139 9V10H140ZM20 10V9H19ZM31 10V9H30ZM67 10V11H66ZM76 10V9H75ZM235 10V11H236ZM46 11V10H45ZM44 11V12H45ZM63 11H60L61 13H63L62 15H64V13L65 12H63ZM96 11V12H97ZM135 11H137V10H135ZM19 12V11H18ZM22 12V11H21ZM20 12V13H21ZM31 12V11H30ZM44 12H43V14H44ZM58 12H59V10H58ZM20 13H19V15H17L18 16V19L17 18H13V20H16L17 19V22L16 21H13L12 20V22L11 23H13V22H16V24H15V28L14 27H12V30L10 31V35H8V33L9 32H7L6 30H4V31H6L5 33H6V35H5V33L3 34V35H0V40H3V41H1L0 42V60H4L3 62H5V61H7V63L6 64H8V63H13V62H15L14 60H16L15 58H17L18 56H19V54H17V52H16V50L18 49V47L20 46V44H24L25 42H24V28L27 26V25H25V27H21V25H22V19H25V18H23V17H21L20 16ZM29 13V12H28ZM27 12H25L24 13V16L26 15H30V17L32 16V15H34V14H36V13H39V11H37L36 13H34L33 14V12H31V13H29L28 14ZM41 13V12H40ZM73 13V12H72ZM74 13H73V17L75 18V16L76 15H74ZM89 13V12H88ZM16 14H18V13H16ZM15 14V15H16ZM42 14V15H43ZM71 14V13H70ZM134 14V13H133ZM226 14V15H225ZM236 14V13H235ZM234 14V15H235ZM66 15V14H65ZM64 15V16H65ZM99 16L98 18L97 17H95V16ZM134 15H136V14H134ZM230 15H232L231 13L229 14V16ZM44 16V15H43ZM69 16H71V15H69ZM69 16H67L66 15V17H68V19H70V17ZM119 16V17H118ZM131 16H133V15H131ZM19 17L20 18H22L21 20L19 19ZM30 17H27V18H30ZM66 17H65V19H66ZM77 17V16H76ZM78 17H77V19H78ZM108 17H110V19H106V18H108ZM118 17V18H117ZM120 17H123V18H120ZM140 17V16H139ZM235 17H236V15H235ZM32 18V17H31ZM71 18H72V16H71ZM137 18V17H136ZM230 18V17H229ZM229 18H224V20L225 19H228L227 21H229L230 19ZM238 18V17H237ZM32 19H34V23L33 24H29V25H31L30 26V30H38V33L40 34V37H44V33H43V31H41V33H40V30H41V28H44V27H42L43 26V24H44V19L45 18H43V17H40L39 16V14L37 15V17H36V19H35V15L33 16V18ZM73 19V18H72ZM115 19V18H114ZM113 19V20H114ZM140 19V18H139ZM142 19V18H141ZM233 19V18H232ZM64 20V19H63ZM107 20V21H106ZM112 20V21H113ZM119 20L117 21V23L119 22ZM144 20H142V21H144ZM24 21H26V20H24ZM46 21V20H45ZM84 21H82V23L84 22ZM103 21V22H104ZM112 21H110L109 22V24L110 23H113ZM124 21V25H126V23L128 24V22H125ZM128 21V20H127ZM138 21V20H137ZM227 21L225 22L226 24H227ZM64 22H66V21H64ZM69 22H70V20H69ZM71 22H72V20H71ZM76 22V21H75ZM75 22H74V24H75ZM80 24H81V21H78ZM121 22V21H120ZM132 22V21H131ZM67 23H68V21H67ZM79 23H77V25L76 26H78L79 25ZM114 23H116V22H114ZM113 23V24H114ZM144 23V22H143ZM174 23H176L175 25H173ZM237 23H238V21H237ZM65 24V23H64ZM98 24V23H97ZM130 24V23H129ZM128 24V25H129ZM135 24V23H134ZM140 24H142V23H140ZM225 24V25H226ZM9 25H10V22H9ZM8 25V26H9ZM12 25H14V23L12 24ZM24 25V24H23ZM28 25V26H29ZM73 25V24H72ZM93 25V24H92ZM115 26L116 25H119V23L118 24H114ZM121 25H122V23H121ZM131 25H132V23H131ZM130 25V26H131ZM228 25V24H227ZM27 26V27H28ZM67 26V25H66ZM69 26V25H68ZM94 26V25H93ZM96 26L97 25H95V28H96ZM112 26V25H111ZM111 26H109L108 25V29L111 27ZM137 26H138V24H137ZM224 26V25H223ZM228 26H230V25H228ZM7 27V26H6ZM79 27V26H78ZM98 27V26H97ZM106 27V26H105ZM121 27V26H120ZM119 27V28H120ZM131 27H133V26H131ZM130 27V28H131ZM146 27H144V28H146ZM227 27V26H226ZM226 27L224 26V28H223V30L224 29H226ZM232 27V26H231ZM238 27V26H237ZM11 28V26L9 27V29ZM64 28V27H63ZM77 28V27H76ZM101 28V27H100ZM107 28V27H106ZM105 28V29H106ZM112 28V27H111ZM129 28V27H128ZM134 28V27H133ZM139 28H141V26L139 27ZM4 29V28H3ZM8 29V30H9ZM29 29V28H28ZM70 29H72V28H70ZM82 29V28H81ZM92 29V28H91ZM104 29V30H105ZM115 29L117 30L118 28H116L115 27ZM114 29V27L112 28V30L111 29H109V31L110 32H112L113 30H115ZM143 29V28H142ZM148 29V31H145V33L147 32H149L150 30ZM227 29H228V27H227ZM43 30V29H42ZM66 30V29H65ZM100 30V29H99ZM102 30V29H101ZM103 30V31H104ZM107 30V29H106ZM120 30V29H119ZM133 30H135V29H133ZM132 30V31H133ZM137 30V29H136ZM222 30V31H223ZM4 31H1V32H4ZM64 31V30H63ZM74 31V30H73ZM91 31V30H90ZM93 31V30H92ZM109 31H106V33L107 32H109ZM140 31V30H139ZM143 31V30H142ZM170 31V32H171ZM195 31V32H194ZM26 32V31H25ZM88 32V31H87ZM109 32V33H110ZM114 32H116V31H114ZM118 32V31H117ZM121 32V31H120ZM172 32V33H173ZM197 32V33H198ZM224 33L226 32V31H223ZM97 33H99V32H97ZM122 33V32H121ZM128 33V32H127ZM151 34H152V32H150ZM158 33V32H157ZM156 33V34H157ZM163 33H166L165 31L163 32ZM224 33H223V35H224ZM227 33V32H226ZM225 33V34H226ZM32 34V33H31ZM44 34V35H43ZM86 34V33H85ZM95 34V33H94ZM108 34V33H107ZM114 33H112L111 35H113ZM119 34V33H118ZM138 34V33H137ZM149 34V33H148ZM155 34V35H156ZM171 33H169V35H170ZM174 34V33H173ZM199 33H198V35H199V37H201V35H200ZM220 35L222 34V32H220L219 33ZM8 35V36H7ZM103 36H104V34H102ZM101 35V36H102ZM108 35H110V34H108ZM124 35V34H123ZM133 35V34H132ZM136 35V34H135ZM154 35V34H153ZM164 35V34H163ZM163 35H161L163 38H165ZM192 35V36H193ZM197 35V36H198ZM223 35H221V36H223ZM32 36V35H31ZM73 36V35H72ZM89 36H91V35H89ZM94 36V35H93ZM96 36V35H95ZM100 36V35H99ZM107 36V35H106ZM116 36H117V34H116ZM126 36V35H125ZM140 36V35H139ZM144 36V35H143ZM142 36V37H143ZM160 36V35H159ZM159 36H157V38L159 39L160 37ZM171 36H172V34H171ZM175 36V35H174ZM178 36H180V35H178ZM189 36V35H188ZM192 36H190V38L189 37H187V35H186V37L185 38H187L186 40H188L187 42L189 43V41H191V40H193L192 39ZM208 36V37H209ZM33 37H34V34H33ZM40 37H39V39H37V42H36V44H35V46L34 47H32V50L30 49V51H28V55H29V53L32 55V56H40V55H42L43 57H45L44 56V54H45V51H44V49H43V46H41V45H43V43H42V38L40 39ZM77 37V36H76ZM135 37V36H134ZM151 37V36H150ZM152 37H154V36H152ZM151 37V38H152ZM177 37V36H176ZM182 37V36H181ZM207 37V36H206ZM217 37H219V35L217 36ZM25 38H29L28 40H30L31 38H30V36L29 37H25ZM69 38V37H68ZM98 38H100V37H98ZM102 38V37H101ZM110 38V37H109ZM113 38H116V37H113ZM120 38V37H119ZM129 38H131V37H129ZM136 38H137V36H136ZM150 38V39H151ZM156 38V37H155ZM163 38H161V39H163ZM169 38V37H168ZM174 38V37H173ZM180 38V37H179ZM189 38V39H188ZM195 38V40H196V38H198V37H194ZM213 38V37H212ZM222 38V37H221ZM72 39V38H71ZM75 39V38H74ZM82 39V38H81ZM88 39V38H87ZM96 39L97 38H95L94 40L96 41ZM121 39V38H120ZM128 39V38H127ZM143 39V38H142ZM148 38H146V40H147ZM166 39V38H165ZM170 39V38H169ZM172 39V38H171ZM175 39V38H174ZM184 39V38H183ZM202 39H203V37H202ZM208 39V38H207ZM218 39V38H217ZM216 39V40H217ZM27 39H25V41H26ZM27 40V41H28ZM33 40H35V37L33 38ZM91 40V39H90ZM100 40V39H99ZM98 40V41H99ZM111 40H113L112 39V37H111ZM110 40V41H111ZM115 40H118V38L117 39H115ZM157 40V39H156ZM164 40V39H163ZM204 40V39H203ZM222 40V39H221ZM225 40V38L223 39V41ZM22 41L24 42V43H22ZM31 41V40H30ZM80 41V40H79ZM84 41V40H83ZM93 41V40H92ZM104 40H102V42H103ZM119 41V40H118ZM128 41V40H127ZM136 41V40H135ZM134 41V39H133V42H135ZM168 41V40H167ZM178 41V40H177ZM197 41H199V40H197ZM205 41V40H204ZM220 41V40H219ZM35 41H33V43H34ZM78 42V41H77ZM89 42V41H88ZM88 42H86V43H88ZM116 42V41H115ZM151 42V41H150ZM159 42V41H158ZM162 42H164V41H162ZM170 41H168V43H169ZM194 42V41H193ZM193 42H192V45H193ZM205 42H208L207 40L205 41ZM218 42V41H217ZM31 43H32V41H31ZM76 43V42H75ZM80 43H82V42H79V44ZM107 43V42H106ZM109 44H110V42H108ZM113 43V42H112ZM128 43V42H127ZM131 43V42H130ZM171 43V42H170ZM170 43L168 44L169 45V47L168 48H170ZM173 43V42H172ZM184 43V42H183ZM188 43H186L185 42V45L187 44V46H188ZM198 43V42H197ZM202 43H204V42H202ZM214 43V42H213ZM224 43V42H223ZM77 44V43H76ZM83 44V43H82ZM81 44V46L83 47V49H84V46ZM92 44V43H91ZM102 44V43H101ZM119 44H120V42H119ZM122 44V43H121ZM158 44L159 43H157L156 45L158 46ZM191 44V43H190ZM205 44V43H204ZM210 44V43H209ZM26 45H27V43H26ZM30 45V43L28 42V46ZM61 45V44H60ZM65 45V44H64ZM72 45V44H71ZM75 45V44H74ZM85 45V44H84ZM89 45V44H88ZM88 45L86 46L88 49H89V47H88ZM105 45V44H104ZM134 45V44H133ZM132 45V46H133ZM140 45H142V44H140ZM163 45H165V44H163ZM177 45V44H176ZM176 45L174 46V47H176ZM179 45V44H178ZM183 46H180V47H183L184 48V50H186L185 48L187 47H185L184 46V44H182ZM197 45V44H196ZM227 45V44H226ZM32 46H33V44H32ZM76 46V45H75ZM79 47H81L80 45H78ZM96 46V45H95ZM111 46V45H110ZM120 46V45H119ZM126 46V45H125ZM144 46V45H143ZM173 46V45H172ZM171 46V47H172ZM195 46V45H194ZM202 46H203V44H202ZM206 46V45H205ZM214 46V45H213ZM48 47V46H47ZM46 47V48H47ZM50 47V46H49ZM55 47V46H54ZM60 47V46H59ZM71 47V46H70ZM116 47V46H115ZM115 47H113V48H115ZM122 47V46H121ZM129 47V46H128ZM133 47H135V46H133ZM140 47V46H139ZM149 47V46H148ZM174 47H173V49L171 50V51H173V50H175L176 51V49H177V47H176V49H174ZM192 47V46H191ZM199 46L197 45V48H198ZM201 47V46H200ZM209 47H210V45H209ZM223 47V46H222ZM26 49H27V46L25 47ZM24 48V49H25ZM67 48V47H66ZM86 48V49H87ZM108 48V47H107ZM120 48V47H119ZM142 48H144V47H142ZM182 48V49H183ZM196 48V47H195ZM196 48V49H197ZM206 48V47H205ZM205 48H202V50H201V52L203 51V49H205ZM216 48V47H215ZM23 49V50H24ZM28 49H29V47H28ZM75 49V48H74ZM91 49H93L92 47H91ZM91 49H89L90 50V53L92 52L91 51ZM101 49V48H100ZM180 49V48H179ZM181 49V50H182ZM196 49H194V50H196ZM207 49V48H206ZM209 49V48H208ZM219 49V50H218ZM218 49L216 50V49H214V50H216V51H212L211 52V54H213V52H215L214 54H213V56H216L217 54H219L220 53V48L218 47ZM48 50H49V48H48ZM67 50V49H66ZM81 50V49H80ZM110 50V49H109ZM113 50V49H112ZM138 50V49H137ZM162 50V49H161ZM199 50H200V48H199ZM57 51H59L58 49H57ZM56 51V52H57ZM70 51V50H69ZM86 51V50H85ZM102 51V50H101ZM121 51H122V48H121ZM140 50H138V52H139ZM149 51V50H148ZM160 51V50H159ZM163 51H164V49H163ZM171 51H170V53H171ZM178 51V50H177ZM183 51V50H182ZM191 51V50H190ZM192 51H193V49H192ZM26 52V51H25ZM89 52V51H88ZM141 52V51H140ZM150 52V51H149ZM160 52H162V51H160ZM179 52H181V51H179ZM196 52H198L197 50H196ZM200 52V51H199ZM201 52H200V54H201ZM204 52H206V51H204ZM203 52V53H204ZM27 53V52H26ZM58 53V52H57ZM80 53V52H79ZM105 53V52H104ZM154 53H156V52H154ZM167 53V52H166ZM172 53H174V55L176 56V53L177 52H172ZM227 54H228V52H226ZM22 54V53H21ZM65 54V53H64ZM85 54V53H84ZM106 54V53H105ZM165 54V53H164ZM179 54V53H178ZM207 54V53H206ZM216 54V55H215ZM59 55V54H58ZM63 55V54H62ZM102 55V54H101ZM104 55V54H103ZM158 55H160V54H158ZM169 55V54H168ZM174 55H172V56H174ZM180 55H182L181 53H180ZM208 55V54H207ZM221 55V54H220ZM25 56V55H24ZM27 56V55H26ZM25 56V57H26ZM38 56V57H39ZM96 56V55H95ZM142 56V55H141ZM149 56V55H148ZM154 56V55H153ZM188 56V54L186 55V57ZM212 56V57H213ZM224 56V55H223ZM222 56V57H223ZM21 57V56H20ZM43 57L40 59V60H42L43 59ZM54 57V56H53ZM59 57V56H58ZM81 57H82V55H81ZM84 57V56H83ZM83 57H82V59H83ZM100 57V56H99ZM111 57V56H110ZM143 57V56H142ZM157 57V56H156ZM161 57H162V59L164 58V56H162L161 55ZM165 57H166V55H165ZM168 57V56H167ZM166 57V58H167ZM169 57H171V54H170V56ZM184 57V56H183ZM209 57V56H208ZM218 57V56H217ZM226 57H228V56H225V58ZM19 58V57H18ZM31 58V56H29L27 59H29L28 61L30 62H28V65H26L27 63H26V61H23V63H25V65L24 64H22V65H24V67L23 68H27V70L30 68H32L33 67V71L31 72L32 74H33V76L35 75V77H36V82H37V80L39 79V78H42V76H43V74L42 73H39V71L41 72H43V70H44V68H45V66L47 65V63L46 64H41V62L42 61H40L39 63H38V61L37 60H35V62H31L32 61V59H30ZM40 58V57H39ZM80 58V57H79ZM172 58H174V57H172ZM179 58L181 59V57L179 56ZM221 58V56L220 57H218V59H220ZM34 59H36V58H34ZM65 59V58H64ZM89 59V58H88ZM112 59V58H111ZM142 59V58H141ZM176 59V58H175ZM174 59V60H175ZM178 59V58H177ZM186 59V58H185ZM207 59V58H206ZM209 59V58H208ZM218 59H217V61H218ZM31 60V61H30ZM55 60V59H54ZM59 60V59H58ZM68 60V59H67ZM84 60V59H83ZM90 60H91V58H90ZM90 60H88V61H90ZM116 60V59H115ZM168 59H166V61H167ZM184 60V59H183ZM17 61H19V60H17ZM16 61V62H17ZM149 61V60H148ZM166 61H164L166 64V66H168L169 67V65H170V69H172L174 66V63L173 64H168L167 65V62ZM186 61H187V59H186ZM20 62V61H19ZM56 62H57V60H56ZM59 62H61V59L59 60ZM63 62V61H62ZM62 62H61V64H62ZM70 62V61H69ZM95 62V61H94ZM119 62V61H118ZM144 62V61H143ZM161 62H162V60H161ZM163 62V63H164ZM169 62H171V61H169ZM208 62H210V61H208ZM211 62H212V60H211ZM216 62V61H215ZM229 62V61H228ZM227 62V63H228ZM18 63V62H17ZM49 63V62H48ZM52 63V62H51ZM90 63V62H89ZM93 63V62H92ZM163 63H161V65H163ZM181 64H182V61L180 62ZM187 63V62H186ZM1 64V63H0ZM2 64H4V63H2ZM19 64V63H18ZM53 64V66H55L54 68H56V66H57V68H56V70L58 69V63H56L55 64V62H53L52 63ZM51 64V65H52ZM55 64V65H54ZM69 64V63H68ZM85 64V63H84ZM95 64V63H94ZM103 64V63H102ZM147 64H149L148 62H147ZM146 64V65H147ZM151 64H152V62H151ZM157 64V63H156ZM155 64V65H156ZM184 64V63H183ZM208 64V63H207ZM214 64V63H213ZM219 64V63H218ZM5 65V64H4ZM12 65V64H11ZM21 64H19L18 66H20ZM48 65H50V64H48ZM50 65V66H51ZM64 65V64H63ZM72 65V64H71ZM75 65V64H74ZM87 65V64H86ZM154 65V66H155ZM158 65V64H157ZM160 65V64H159ZM160 65V66H161ZM172 65V66H171ZM185 65V64H184ZM203 65V64H202ZM230 65V64H229ZM7 66V65H6ZM8 66H9V64H8ZM25 66H27V67H25ZM68 66H70V65H68ZM89 66V65H88ZM177 66V65H176ZM205 66V65H204ZM207 66V65H206ZM208 66H210L209 64H208ZM216 66V64L214 65V67ZM228 66V65H227ZM2 67H4V66H2ZM13 67V66H12ZM12 67H10V68H12ZM21 67V66H20ZM85 67V66H84ZM92 67V66H91ZM149 67V66H148ZM147 67V68H148ZM153 67V66H152ZM156 67V66H155ZM161 67H164V65L163 66H161ZM167 67V68H168ZM185 67H187V65L185 66ZM198 67V66H197ZM213 67V66H212ZM211 67V68H212ZM214 67H213V69H214ZM48 68H49V66H48ZM53 68V67H52ZM61 68V67H60ZM59 68V69H60ZM78 68V67H77ZM88 68V67H87ZM94 68V67H93ZM96 68V67H95ZM98 68V67H97ZM180 68V67H179ZM189 68V67H188ZM188 68H187V71H188ZM199 68V67H198ZM204 68H206V69H208L207 67H204ZM204 68H202L203 69V71H205L204 70ZM217 68H218V66H217ZM57 70V71H59L60 72V70ZM64 69V68H63ZM66 69V68H65ZM90 69V68H89ZM92 69V68H91ZM145 69V68H144ZM159 69L160 70H162V68H160L159 67ZM164 69H166V67L164 68ZM163 69V70H164ZM169 69V68H168ZM199 69H201V68H199ZM210 69V68H209ZM223 69V68H222ZM12 70H15V69H12ZM19 70V69H18ZM21 70V69H20ZM24 70V69H23ZM48 70V69H47ZM54 70V69H53ZM87 70V69H86ZM94 70H96V69H94ZM183 70V69H182ZM191 70H192V68H191ZM190 70V71H191ZM24 71H26V70H24ZM50 71H51V69H50ZM71 71V70H70ZM83 71H84V69H83ZM89 71V70H88ZM157 71V70H156ZM172 71V70H171ZM187 71H185L184 70V72H187ZM197 71V70H196ZM213 71H215V70H213ZM220 71V70H219ZM10 72V71H9ZM14 72H16V71H14ZM28 72V71H27ZM29 72H30V70H29ZM59 72H56L57 73V75H58V73ZM77 72V71H76ZM92 72V71H91ZM150 72H151V69H150ZM172 72H174L175 74H176V72L175 71H172ZM205 72H207V71H205ZM211 72V74L213 75V73H212V71H210ZM209 72V73H210ZM216 72H218V71H216ZM7 72H5V74H6ZM17 73H19V72H17ZM35 73V74H34ZM46 73H48V71L46 72ZM52 73H53V71H52ZM51 73V74H52ZM68 73V72H67ZM70 73V72H69ZM82 73V72H81ZM85 73V72H84ZM107 73V72H106ZM124 73V72H123ZM122 73V74H123ZM163 73V72H162ZM190 73V72H189ZM198 73V72H197ZM200 73V72H199ZM202 73V72H201ZM204 73V72H203ZM202 73V74H203ZM226 72H224V76L225 75H228V74H225ZM228 73V72H227ZM244 73V72H243ZM23 74V73H22ZM21 74V75H22ZM25 74V73H24ZM28 74V73H27ZM32 74H29V75H32ZM50 74V75H51ZM62 74V73H61ZM75 74V73H74ZM73 74V75H74ZM87 74V73H86ZM102 74H104V73H102ZM119 74V73H118ZM152 73H150V75H151ZM159 74V73H158ZM157 74V75H158ZM175 74H173L174 76H175ZM181 74V73H180ZM184 74V73H183ZM182 74V75H183ZM216 74H218V73H215L214 75H213V77L215 76L216 77ZM222 74V73H221ZM237 74V73H236ZM247 74V73H246ZM2 75H3V73H2ZM2 75H0V76H2ZM8 75V74H7ZM15 75V74H14ZM19 75H20V73H19ZM29 75H28V77H29ZM56 75V76H57ZM69 75V74H68ZM72 75V74H71ZM92 75V74H91ZM107 76H109L108 74H106ZM117 75V74H116ZM115 75V76H116ZM127 75V74H126ZM153 75V74H152ZM157 75H154V76H157ZM162 75V74H161ZM187 74L185 73V76H186ZM198 75V74H197ZM211 75V76H212ZM234 75V74H233ZM239 75H241V73L239 74ZM4 76V75H3ZM3 76L2 77H0V78H3ZM12 76V75H11ZM24 76V75H23ZM54 76V75H53ZM55 76V77H56ZM75 76V75H74ZM93 76V75H92ZM105 76V75H104ZM122 76V75H121ZM153 76V77H154ZM178 76V75H177ZM184 76V77H185ZM191 76V75H190ZM211 76H210V79H211ZM218 77H220L221 75L220 74H218L217 75ZM231 76V75H230ZM6 77V76H5ZM4 77V78H5ZM16 76H13V79L15 78ZM19 77H21V76H19ZM28 77H24V78H27L28 80L30 79V78H28ZM54 77V78H55ZM68 77V76H67ZM84 77H85V74H84ZM106 77V76H105ZM127 77V76H126ZM163 77V76H162ZM173 77V76H172ZM176 77V76H175ZM188 77V76H187ZM229 77V76H228ZM242 77V76H241ZM241 77H237V78H239L240 80L242 79ZM248 77H250V75H248ZM8 79H9V81L12 83V78L11 77H7ZM18 78V77H17ZM38 78V79H37ZM75 78V77H74ZM88 78H89V76H88ZM113 78V77H112ZM158 78V77H157ZM174 78V77H173ZM6 79V78H5ZM26 79V80H27ZM31 79H33V78H31ZM58 79V78H57ZM80 79V78H79ZM83 79V78H82ZM81 79V80H82ZM94 79H96L95 77H94ZM107 79V78H106ZM106 79L104 78L103 79V81L105 80V82H106ZM109 79V78H108ZM114 79V78H113ZM118 79V78H117ZM129 79V78H128ZM161 79V78H160ZM169 79V78H168ZM218 79V78H217ZM216 79V80H217ZM235 79V81L237 80L236 78H234ZM243 79H244V77H243ZM1 80H3V79H1ZM18 80H20V78L18 79ZM22 80H23V78L20 80V82L19 83H21L22 82ZM70 80V79H69ZM155 80H157V79H155ZM184 80V79H183ZM232 80V79H231ZM5 81V80H4ZM7 82H8V80H6ZM25 81V80H24ZM24 81H23V83H24ZM31 80H29V82H27V81H25V82H27V84L25 83V85H27V87L29 86L30 87V82ZM56 81V80H55ZM72 80H70V82H71ZM92 81V80H91ZM111 81H113V80H111ZM110 81V82H111ZM120 81V80H119ZM118 81V82H119ZM165 81H166V79H165ZM167 81H170V80H167ZM210 81H212V79L210 80ZM214 81H215V79H214ZM224 81V80H223ZM233 81V80H232ZM235 81H233L234 82V84H236V86L238 87V85H237V82H235ZM238 81V80H237ZM243 81V80H242ZM241 81V82H242ZM247 81L249 82L250 80H248L247 79ZM6 82V83H7ZM7 83V84H9V85H11V83ZM35 82V81H34ZM34 82H32V83H34ZM39 82V81H38ZM47 82V81H46ZM68 82V81H67ZM73 82V81H72ZM85 82H86V80H85ZM88 82V84L90 83V81H87ZM93 82V85L95 84V82H94V80L92 81ZM91 82V83H92ZM102 82V81H101ZM105 82H104V84H105ZM160 82V81H159ZM185 82V81H184ZM187 82V81H186ZM232 82V83H233ZM257 82V81H256ZM2 83V81L0 82V84ZM31 83V85L32 86H34L35 88H37L36 87V85H33ZM43 83V82H42ZM42 83H41V81H40V84L42 85ZM82 83V82H81ZM127 83V82H126ZM164 83V82H163ZM167 83V82H166ZM166 83L165 84H162V85H166ZM239 83V87L241 88V84H240V82H238ZM252 83V82H251ZM6 84V85H7ZM22 84V83H21ZM29 84V85H28ZM36 84V83H35ZM44 84H45V82H44ZM43 84V85H44ZM57 84V83H56ZM68 84V83H67ZM72 84H74V83H72ZM101 84H103V83H101ZM116 84V83H115ZM140 84V83H139ZM138 84V85H139ZM231 84V81H230V83L228 84V85H230ZM233 84V85H234ZM253 84V83H252ZM5 85V86H6ZM24 84H22V86H23ZM48 85V84H47ZM79 85H80V83H79ZM84 86H85V83L83 84ZM90 85V84H89ZM88 85V88L90 87ZM92 85V84H91ZM107 84H105V86H106ZM110 84H108L107 86H109ZM125 85V84H124ZM123 85V86H124ZM168 85L170 86V84H168L167 83V87H168ZM248 85V84H247ZM3 86V85H2ZM5 86H3V87H5ZM16 86V85H15ZM21 85H19L18 87L19 88H17L18 89V91H19V89L21 90V92H18V94L20 95V93L21 94H23L24 92H26V91H24L25 90V88L24 87H22ZM37 86H38V83H37ZM52 86V85H51ZM81 86H82V84H81ZM81 86H79V89L81 88ZM87 86V85H86ZM104 86V87H105ZM141 86V85H140ZM172 86V85H171ZM242 86H243V84H242ZM250 86V85H249ZM248 86V87H249ZM253 86V85H252ZM17 87V86H16ZM28 87V88H29ZM55 87V86H54ZM92 87V89H94L95 90V86L93 87V86H91ZM161 87H163V86H161ZM165 87V86H164ZM163 87V88H164ZM231 87H232V84H231ZM238 87V89H240ZM243 87H245V86H243ZM242 87V88H243ZM262 87V86H261ZM260 87V88H261ZM6 88H7V86H6ZM8 88H9V86H8ZM14 88V84H13V87H12V89ZM34 88V89H35ZM39 88H42V87H40L39 86ZM109 88V87H108ZM228 88H229V86H228ZM259 88V89H260ZM5 89V88H4ZM16 89V88H15ZM27 89V88H26ZM43 89V88H42ZM82 89H83V87H82ZM147 89H149V88H147ZM231 90H233V91H230V93L228 94V96L230 95H234L233 97L235 98V96H237L238 94H237V91H235L236 92V94L237 95H235L234 94V90H235V88L233 87V88H230ZM229 89V90H230ZM238 89H236V90H238ZM250 89V88H249ZM248 89V90H249ZM252 89V88H251ZM255 89H257V86H256V88ZM258 89V90H259ZM9 90H11V86H10V89ZM38 90V89H37ZM40 90V89H39ZM56 90H57V88H56ZM58 90H59V88H58ZM69 90V89H68ZM67 90V91H68ZM85 90V89H84ZM93 90V91H94ZM98 90H100V89H98ZM105 90H106V88H105ZM138 90V89H137ZM228 89H227V91H229ZM244 90H246V88L244 89ZM261 90V89H260ZM0 91H2L3 92V90L2 89H0ZM14 91H16V90H12V94H14V93H16V92H14ZM53 91V90H52ZM51 91V92H52ZM66 91V90H65ZM66 91V92H67ZM71 91V90H70ZM77 91L78 90H76V92H72L73 94L74 93H77ZM81 91V89L79 90V92ZM92 91V92H93ZM104 91V90H103ZM149 90H147L146 92H148ZM223 91V90H222ZM226 91V90H225ZM224 91V92H225ZM238 91H241V90H238ZM253 91V90H252ZM262 91V90H261ZM5 92V91H4ZM3 92V93H4ZM6 92H7V89H6ZM11 92V91H10ZM9 91H8V93H10ZM14 92V93H13ZM38 92V91H37ZM36 92V93H37ZM77 93V96H79L80 97V101H82L81 99L84 97L83 96V92H81V93ZM89 92H91V91H89ZM114 92V91H113ZM117 92V91H116ZM140 92V91H139ZM231 92H232V94H231ZM254 92H256V93H254ZM253 92V97H249L248 99H247V101L248 102H245V103H243V104H240L241 105V107L239 106V108H241L240 110H241V112H243L244 113V118L243 119H248V118H253L254 117V111H252V109H251V105H252V103L255 101V100H257V90L256 91H254ZM260 92V91H259ZM1 94L2 96H4V97H8V96H6L8 93H6V94ZM95 93V92H94ZM94 93H93V95H94ZM144 93V92H143ZM149 93H151V92H149ZM246 93H248L247 91H246ZM261 93V92H260ZM17 94V93H16ZM17 94V95H18ZM26 94V93H25ZM78 94H82V95H78ZM86 94H88V93H86L85 92V94L84 95H86ZM135 94V93H134ZM145 94H147V93H145ZM226 94V93H225ZM249 94V93H248ZM248 94H247V96H248ZM9 95V94H8ZM15 95V94H14ZM13 95V96H14ZM76 95V94H75ZM103 95V94H102ZM101 95V96H102ZM105 95V94H104ZM133 95V94H132ZM219 94L217 93V96H218ZM239 95H241V93L239 94ZM238 95V96H239ZM11 96V95H10ZM9 96V97H10ZM13 96H11V97H13ZM25 96V95H24ZM64 96H66V95H64ZM82 96V97H81ZM86 96H88V95H86ZM92 96V95H91ZM91 96L89 97L90 99H91ZM114 96V95H113ZM137 96V95H136ZM147 96H151V95H146L145 96V99L148 101H146L145 103H142V101H136L134 98H133V102H137L138 104H140L141 106H135V105H138V104H136L135 103V105H134V103L132 102V103H130V99L128 100L129 101V104H133L135 107H139V109L137 108V110H133L132 108H133V106H128V107H130V108H128V109H130V111H131V109L134 111V112H132V114H130L129 116H128V113L130 112H128V111H126L127 113H126V115H125V118H127V121H128V119H129V121H128V126H130L129 125V123L131 122L132 123V125L130 126V127H127V130H131L130 128L132 127V126H134L135 127V129L134 130H136L135 131V134L136 135H138V137H141V136H143V134H141V132H142V130H143V127H147V126H149V124L151 123V121H150V123L148 124V121H149V117H151V115H152V111H150V110H152V107H150L149 109H148V103L151 101L149 98H152V96L151 97H148L147 98ZM222 96H224L223 98H221V99H223V101H225V98L226 97H228L227 95H226V97H225V95H224V93H222ZM237 96V97H238ZM252 96V95H251ZM21 97V96H20ZM20 97H17L19 100V102H22V100H23V102L22 103H29L30 102V99H29V97L28 96H25L24 97V99H22V100H20ZM68 97V96H67ZM71 97V96H70ZM76 97V96H75ZM78 97V98H79ZM93 97V99H94V96H92ZM142 97H144V95H142L141 96V99H142ZM153 97H154V95H153ZM233 97H231V99H227L226 100V102L225 103H228L229 105H231V101L234 99ZM236 97V98H237ZM244 97V96H243ZM256 97V98H255ZM258 97H260V94H259V96ZM15 98H16V95H15ZM65 98V97H64ZM72 98V97H71ZM87 98V97H86ZM88 98V100L89 101H91L90 99ZM123 98V97H122ZM239 98V97H238ZM247 98V97H246ZM245 98V99H246ZM262 98H264V97H262ZM77 99V98H76ZM144 99V98H143ZM145 99L143 100V102L145 101ZM153 100L155 99V98H152ZM245 99H244V101H245ZM260 100H261V98H259ZM71 100V99H70ZM73 100H75V99H73ZM132 100V99H131ZM150 100V101H149ZM152 100V101H153ZM241 100V99H240ZM2 101V100H1ZM76 101H78L79 102V100L77 99ZM88 101V102H89ZM113 101V100H112ZM111 101V102H112ZM211 101H214V100H211ZM218 101V100H217ZM238 100L236 99L235 101H234V103L235 104H237L236 106H238ZM264 101V100H263ZM9 102H11V101H9ZM85 102V101H84ZM83 102V103H84ZM87 102V101H86ZM125 102V101H124ZM169 102V101H168ZM220 102V101H219ZM240 102V101H239ZM261 102V101H260ZM8 103V102H7ZM21 103V105H23ZM31 103V102H30ZM59 103V102H58ZM73 103V102H72ZM77 103V102H76ZM81 102H79V104H80ZM95 103V102H94ZM160 103V102H159ZM167 103V102H166ZM172 103V102H171ZM185 103V102H184ZM213 103V102H212ZM217 103L218 102H214V104H216L217 105ZM242 103V102H241ZM13 104H16L17 105V102H15V103H13ZM78 104V103H77ZM78 104V105H79ZM93 103L91 102V105H92ZM120 104H122V103H120ZM119 104V105H120ZM210 104V103H209ZM212 105V106H216V105ZM227 104V105H228ZM245 104H247L246 105V107H244L245 106ZM16 105H15V107L14 108H17L16 107ZM30 105H32V103L31 104H28V105H26L27 107H29ZM34 105V104H33ZM45 105V104H44ZM44 105H42V107L44 106ZM70 105V104H69ZM75 105V104H74ZM78 105L76 106V109L78 108ZM81 105V104H80ZM123 105V104H122ZM168 105V104H167ZM186 105V104H185ZM218 105H220V104H218ZM217 105V106H218ZM221 105H222V103H221ZM242 105H243V107H242ZM20 106V105H19ZM36 106V105H35ZM41 106V105H40ZM68 106V105H67ZM71 106V105H70ZM93 106V105H92ZM127 106V105H126ZM157 106H158V104H157ZM160 106H163V105H160ZM205 106H207V105H205ZM3 107V106H2ZM82 107H84V106H82ZM82 107H79L77 110H75L74 112H79V114L81 115L82 113H83V109H82ZM119 107H121V105L119 106ZM132 107V108H131ZM134 107V108H135ZM252 107H254V106H252ZM13 108V107H12ZM13 108V109H14ZM26 108V107H25ZM39 108V107H38ZM37 107H36V109H38ZM45 108V107H44ZM59 108V107H58ZM64 108V107H63ZM63 108H61V110L64 112V109ZM160 108V107H159ZM20 109V108H19ZM28 109V108H27ZM27 109H26V111H27ZM33 107H32V109L30 110V108H29V110L30 111H32V112H34L33 111ZM36 109H34V110H36ZM39 109H42L43 110V108H39ZM48 109H50V108H48ZM73 109V108H72ZM87 109V108H86ZM90 109V108H89ZM128 109H126V110H128ZM155 109V108H154ZM157 109V108H156ZM155 109V110H156ZM203 109V108H202ZM238 109V108H237ZM40 111V113H43V111ZM69 110V109H68ZM74 110V109H73ZM91 110H92V107H91ZM91 110H90V112H91ZM94 110V109H93ZM106 110V109H105ZM239 110V109H238ZM243 110V111H242ZM261 110H264V108L262 107V109ZM4 111V110H3ZM6 111V110H5ZM16 111V110H15ZM20 111V110H19ZM21 111H22V109H21ZM20 111V112H21ZM24 111H25V109H24ZM49 111H53V110H49ZM65 111H66V109H65ZM88 111V110H87ZM95 111V110H94ZM122 111V108H121V110H120V112ZM1 112V111H0ZM23 112V111H22ZM54 112V111H53ZM53 112H51V113H53ZM62 112V113H63ZM85 112V111H84ZM93 112V111H92ZM17 113H18V109H17ZM16 113V114H17ZM61 113V114H62ZM67 113V112H66ZM85 113H88V112H85ZM122 113V112H121ZM124 113V112H123ZM32 114V113H31ZM64 114V113H63ZM74 114H76V113H74ZM79 114H77V115H79ZM90 114V113H89ZM26 115V114H25ZM43 115V114H42ZM83 116H88V118L90 119V117L89 116H91V115H88V114H82ZM17 116V115H16ZM41 116V115H40ZM44 116V115H43ZM58 116H59V114H58ZM65 116H67V115H65ZM167 116V115H166ZM262 116H264V115H262ZM39 117V116H38ZM82 117V116H81ZM121 117V116H120ZM47 119H48V116L46 117ZM122 118H124V117H122ZM121 118V119H122ZM124 118V119H125ZM153 118V117H152ZM165 118V117H164ZM41 119V118H40ZM43 119V118H42ZM124 119H122V121L124 120ZM151 119V118H150ZM167 119V118H166ZM243 119H240V120H243ZM80 120V119H79ZM78 120V121H79ZM168 120V119H167ZM239 120V121H240ZM75 121V120H74ZM126 121V122H127ZM153 121V120H152ZM182 121V120H181ZM17 122V121H16ZM15 122V123H16ZM44 122V121H43ZM61 122V121H60ZM73 122V121H72ZM82 122V121H81ZM155 122V121H154ZM172 122V121H171ZM171 122H168V123H166L165 122V124L168 126H166V129L168 128V131H169V127L171 126ZM175 122V121H174ZM180 122V121H179ZM177 123V120H176V124H180V123ZM18 123V122H17ZM48 122L46 121V122H44V123H42V121H41V124L39 123V125L38 126H35L36 128L38 127V131L37 132H40V136L37 138V140L35 141V139L33 140L32 139V137H33V135H31L30 134V132H31V128L33 129V130H35L34 129V126L32 127L30 124H32V123H27L26 124V128H27V134L25 135V137L30 141V142H28L29 143V146H27L26 145V147L24 146V148H22V150H21V153H24V152H22V151H26V150H30V155L32 156L31 158H30V160L32 159L33 161H34V159L36 158L37 160L36 161H38V160H40V159H42V158H45V157H49L50 155L52 156H50V158L49 159H51V158H55V160H56V157H58L57 159H59V156L58 155H61L62 154V151H63V149H61L62 151L61 152H59L58 153V151L60 150L59 148V145L60 146H62L61 144H59L58 145V142H57V140L59 139H61V137L59 138L58 136L56 137H52L51 135H49V126H48V124H47ZM130 123V124H131ZM173 123V122H172ZM243 122H241V124H242ZM1 124V123H0ZM37 124V123H36ZM62 124V123H61ZM60 124V125H61ZM77 124H78V122H77ZM122 124V123H121ZM126 124V125H127ZM148 124V125H147ZM153 124V123H152ZM155 124V123H154ZM175 124V123H174ZM2 125V124H1ZM0 125V127H2ZM4 125V124H3ZM12 125V124H11ZM16 124H14V126H15ZM65 125H67V124H65ZM73 125V126H72ZM71 126L74 128V124H72ZM78 125H80V124H78ZM78 125H75V130H77L76 129V126H77V128L78 127H82L81 125L80 126H78ZM146 125V126H145ZM151 125V124H150ZM244 125H246L245 123L244 124H242L241 126L243 127ZM53 126H54V122H53ZM63 126H64V124H63ZM61 127V126H60ZM126 127V126H125ZM18 128V127H17ZM17 128H15V130L17 129ZM25 128V127H24ZM25 128V129H26ZM66 128V127H65ZM64 128V129H65ZM129 128V129H128ZM137 128V129H136ZM161 128H162V125H161ZM164 128V127H163ZM171 128V127H170ZM12 129V128H11ZM19 129V128H18ZM21 129V128H20ZM52 129V128H51ZM59 129V128H58ZM13 130H14V128H13ZM23 129H21V130H19V131H22ZM32 130V131H33ZM54 130H56V129H54ZM74 130V129H73ZM73 130H71L72 132H73ZM240 130V129H239ZM242 130V129H241ZM240 130V131H241ZM18 131V130H17ZM24 131V130H23ZM23 131H22V133H23ZM69 131V130H68ZM126 131V130H125ZM165 131V130H164ZM13 132V131H12ZM34 132V131H33ZM33 132H31L32 134H33ZM61 132H62V130H61ZM25 133V132H24ZM47 135H46V134ZM131 133V132H130ZM146 133V132H145ZM148 134H149V132H147ZM154 133V132H153ZM152 132H151V134H153ZM5 134V133H4ZM7 134H8V132H7ZM35 134V133H34ZM67 134V133H66ZM134 134V131L130 134V135H135ZM68 135V134H67ZM144 135H146V134H144ZM10 136V135H9ZM38 136V135H37ZM64 136V135H63ZM147 136V135H146ZM145 136V138H147ZM155 136V135H154ZM11 137V136H10ZM135 137V136H134ZM133 137V138H134ZM150 138H151V135L149 136ZM153 137V136H152ZM2 138V137H1ZM7 138V137H6ZM34 138V137H33ZM145 138H143V139H145ZM168 138V137H167ZM18 138H17V136H16V138L15 137H11L10 138V143H13L14 144V142H19V141H15V140H17ZM137 139V138H136ZM152 139V138H151ZM8 140V139H7ZM150 142V141H149ZM152 143H153V141H151ZM9 143V142H8ZM9 143V144H10ZM20 143V142H19ZM61 143V142H60ZM145 143H146V141H145ZM152 143H150V144H152ZM174 143V142H173ZM17 145H18V143H16ZM63 144V143H62ZM57 145H58V147H57ZM63 145H65V144H63ZM118 145V144H117ZM2 146V145H1ZM13 146H15V145H13ZM10 147H12L11 145H10ZM110 147V146H109ZM117 147V146H116ZM115 147V149H116V151H115V154H116V152H117V150L119 149V148H116ZM120 147V146H119ZM15 148V147H14ZM55 148L58 150V151H55ZM114 148V147H113ZM112 148V149H113ZM120 148H124V147H120ZM141 148V147H140ZM152 148V147H151ZM167 148V147H166ZM114 149V150H115ZM125 149V148H124ZM127 149V148H126ZM17 150V149H16ZM110 150H111V148H110ZM113 150V151H114ZM123 150V149H122ZM130 150H132L131 152H130ZM133 150L134 149H128L127 151L128 152H126V151H122L121 153H123V155L125 154V152L127 153V155H129V153H131V154H133L132 156H135V158H134V162H135V164H137L139 161V157L141 156L140 154L142 153V152H136L135 150H134V152H135V154L136 153H140V154H134V152H133ZM144 150V149H143ZM152 150V149H151ZM156 150V149H155ZM175 150V149H174ZM51 151H53L54 153H52ZM107 151V150H106ZM105 151V152H106ZM113 151H109L110 153L112 152L113 153ZM119 151H121V149L119 150ZM6 152V151H5ZM14 152H18V154L20 153L19 152V150L18 151H14ZM27 152V151H26ZM63 152H65V151H63ZM104 152V153H105ZM108 151L105 153V154H103V155H106L107 153H109ZM133 152V153H132ZM155 152V151H154ZM168 152V151H167ZM20 153V154H21ZM27 153H29V151L27 152ZM26 153V154H27ZM56 153H58V154H56ZM61 153V154H60ZM111 153V155H106L107 157L108 156H114L115 154L113 153L112 154ZM120 153V152H119ZM118 153V154H119ZM149 153V152H148ZM152 153V152H151ZM151 153H149L151 156H154L153 154H151ZM156 153V152H155ZM175 153V152H174ZM14 154V153H13ZM25 154V155H26ZM50 154V155H49ZM53 154H55L56 155V157L55 156H53ZM15 155H17V153L15 154ZM29 155V154H28ZM47 155H49V156H47ZM117 155V154H116ZM122 155V154H121ZM18 156V155H17ZM22 156V158H21V160H25L23 163H25V167H26V164H28V162H30V163H32L30 160H28V158H26L25 159V157L23 156V155H21ZM90 156V155H89ZM131 156V155H130ZM136 156H138V158L136 157ZM148 156V155H147ZM24 157V158H23ZM29 157V156H28ZM34 157V158H33ZM126 157V156H125ZM129 157V156H128ZM170 157V156H169ZM90 158H91V156H90ZM101 158V157H100ZM110 158V157H109ZM137 158V159H136ZM141 159H143L144 157H140ZM46 159L47 158H45V159H42L41 161H43L44 162V160H45V162H46ZM49 159H47V160H49ZM133 159V158H132ZM170 159V158H169ZM26 160H28V162L26 161ZM64 160V159H63ZM105 160H106V158H105ZM144 160V159H143ZM145 160H146V158H145ZM166 160H168V158L166 159ZM173 160H174V158H173ZM68 161V160H67ZM71 162H72V160H70ZM138 161V162H137ZM169 161V160H168ZM20 162V161H19ZM18 162V163H19ZM54 162V161H53ZM59 162H60V160H59ZM137 162V163H136ZM171 162H173V161H171ZM56 163L58 164V160H56ZM63 163H65V160H64V162ZM133 163V162H132ZM140 163V162H139ZM141 163H144V164H141ZM141 166L140 167H143L142 165H144V167L147 165L144 161L142 162V160H141ZM156 163V162H155ZM169 163H170V161H169ZM48 164V163H47ZM50 164V163H49ZM66 164L67 163H65V168H66ZM72 164V163H71ZM130 164H131V162H130ZM134 164V165H135ZM168 164V163H167ZM166 164V165H167ZM172 164V163H171ZM173 164H174V162H173ZM173 164L171 165V166H173ZM75 165H77V164H75ZM80 165V164H79ZM132 165V164H131ZM130 165V166H131ZM149 165V164H148ZM22 166H23V168H24V165L22 164ZM22 166L20 165V167L22 168ZM53 166V165H52ZM63 166H64V164H63ZM78 166V165H77ZM127 166V165H126ZM139 166V165H138ZM137 166V167H138ZM171 166H170V164H168V167H170L171 168ZM62 167V166H61ZM81 167V166H80ZM136 167V168H137ZM147 167H149V166H147ZM146 167V168H147ZM151 167V166H150ZM48 168L49 167H47L46 169L48 170ZM77 168V167H76ZM79 168V167H78ZM139 168V167H138ZM137 168V169H138ZM45 168H43V170H46ZM51 169H54V168H50L49 170H51ZM62 169V168H61ZM60 169V170H61ZM67 169V170H66ZM65 169V172L63 173V175H64V178H66L67 179V182L65 183V185H66V187L68 186H70L71 187V190H72V192H75V191H78L79 189H80V186H81V184H82V186H83V184L84 183H82L85 179H83L82 177L80 178L79 177V180H80V182L78 181V179L77 178H75L74 176H75V172H73L72 170H71V167H68L67 166V168ZM132 169H134V171H135V168H132ZM132 169H130L128 166H127V170L125 171V169L123 170L124 172H130L131 173V177H129L128 176V178L127 177H120L121 179L120 180H123L124 178H127V179H131L128 183H130V185L129 184H127V182H126V184L124 183V180H123V184L124 185H128L129 187L132 185V187H133V182H134V184H135V186H138L139 185V187H140V184L141 183H139V182H142V186H143V183H146L147 182V184L149 185L148 186V190L152 193L151 195V199H155V196L157 197V195H160L159 193H161V192H163L162 191V189L164 188H169L171 185H172V187H174L173 186V184H165L166 182H164V184L163 183H161V182H159V181H156L155 180V178L152 176V174L150 175V177H149V175H147V174H143L144 173V171L141 173H139V172H137V171H141V169H139V170H137V171H135V172H137V173H133L132 172ZM144 169V168H143ZM148 169V168H147ZM146 169V170H147ZM18 170H19V168H18ZM17 170V171H18ZM23 170V169H22ZM64 170V169H63ZM89 170V169H88ZM120 170V169H119ZM169 170V169H168ZM171 170V169H170ZM173 170V169H172ZM26 172H28L27 170H25ZM116 171V170H115ZM148 171V170H147ZM24 172V171H23ZM61 172H62V170H61ZM85 172H89V171H85ZM31 173H33V172H31ZM95 172H93V174H94ZM130 173H129V175H130ZM125 174V173H124ZM127 174V173H126ZM31 175V174H30ZM59 175V173H53V171L52 172H45L44 171V173H42V174H34V175H32V176H27V174H25V175H23V177H17V179H13V180H11V179H8V180H6L4 183H3V185H2V188L6 191V192H13L14 193V195L17 197V198H23V196L24 195H28V194H38V193H40L39 191H41L42 189L44 190V188L47 186V185H49L50 183H52V182H55V180H56V178H58V177H56V176H58ZM62 175V176H63ZM128 175V174H127ZM126 175V176H127ZM133 175V176H132ZM155 175V174H154ZM61 176V177H62ZM125 176V175H124ZM152 176V177H151ZM123 178V179H122ZM264 178V177H263ZM263 178H261L262 180H263ZM76 179H77V181H76ZM90 179V177H86V180L88 181ZM81 180H83L82 182H81ZM85 180V181H86ZM91 180V179H90ZM90 180L88 181L89 183H90ZM119 180V179H118ZM57 181V180H56ZM65 181V180H64ZM64 181H61V182H64ZM84 181V182H85ZM133 181V182H132ZM122 182V181H121ZM264 182V181H263ZM67 183H71L72 184V186L69 184H67ZM81 183V184H80ZM88 183V184H89ZM119 183V182H118ZM139 183V184H138ZM117 184V183H116ZM137 184V185H136ZM58 185V184H57ZM61 184H59V186H60ZM175 185V184H174ZM51 186V185H50ZM54 186V185H53ZM62 186H63V188H65L64 187V184H62ZM81 186V187H82ZM85 186V185H84ZM83 186V187H84ZM113 186V185H112ZM111 186V189L113 190V187ZM141 186V187H142ZM1 187V186H0ZM57 187V186H56ZM69 187V188H70ZM126 187V186H125ZM144 187V186H143ZM178 187V186H177ZM1 188V189H2ZM46 188H49V187H46ZM46 188H45V190H46ZM63 188L61 187V188H59L58 189V191H56L55 189H57V188H55L54 187V189L51 187V190L53 189V190H55V191H51L50 190V188L48 189V192L47 191H42V192H46V193H49V190H50V193L51 192H59V190H63ZM68 188V189H69ZM115 188V187H114ZM118 188V187H117ZM138 188V187H137ZM146 188V187H145ZM144 188V189H145ZM162 188V189H161ZM0 189V190H1ZM66 189V188H65ZM116 189V188H115ZM114 189V190H115ZM131 189H133V188H131ZM135 189V188H134ZM179 189H180V187H179ZM182 189L184 190V188L182 187ZM143 190V189H142ZM181 190V189H180ZM183 190H181V191H183ZM186 190V189H185ZM5 191H4V195H5ZM90 191V190H89ZM116 191V190H115ZM141 191V190H140ZM145 191H147V189L145 190ZM166 191V190H165ZM164 191V192H165ZM167 191H169V190H167ZM167 191H166V193H167ZM3 192V191H2ZM88 192V191H87ZM118 192V191H117ZM127 192V191H126ZM125 192V193H126ZM256 192H264V185H259V187L257 188V191ZM12 193V194H13ZM44 193H40V194H38L39 195V198H42V195L44 194ZM46 193L43 195V197H45L46 196ZM69 193V192H68ZM116 193V192H115ZM120 193V192H119ZM130 193V192H129ZM128 193V194H129ZM170 193V192H169ZM169 193H167V195L169 194ZM183 193V192H182ZM11 194V195H12ZM67 194V193H66ZM64 194L63 195V197L62 198H64V200H70L72 197H70L69 196V194ZM73 194V193H72ZM92 194V193H91ZM90 194V195H91ZM95 194V193H94ZM128 194H126V198H123L124 196H122V194H120V196L122 197V199L125 201V204H127L128 203V206H129V204L130 205H137V202H139V201H134L133 199H128V197H127V195ZM6 195H8V194H6ZM10 195V194H9ZM8 195V196H9ZM10 195V196H11ZM13 195V196H14ZM87 195V194H86ZM118 195V194H117ZM124 195V194H123ZM130 195H131V193H130ZM173 195V194H172ZM250 195H251V193H250ZM13 196H11V197H13ZM37 196V195H36ZM54 196V195H53ZM72 196V195H71ZM94 196V195H93ZM119 196V195H118ZM129 196V195H128ZM168 196H170V195H168ZM92 197V196H91ZM120 197V198H121ZM130 197V196H129ZM173 196H171V198H172ZM21 198V200H23ZM55 198H56V196H55ZM59 197H57L56 198V200L58 199ZM61 198V199H62ZM78 198V197H77ZM77 198H76V200H77ZM133 198V197H132ZM168 198H170V197H168ZM171 198L169 199V200H166V201H168L169 203H170V201H171ZM246 198V197H245ZM252 196L251 197H249L248 198V200L247 201H249L250 200V203H251V205L253 204L251 201H252ZM44 198H42L41 200H43ZM60 199V200H61ZM75 199V198H74ZM80 199V198H79ZM98 199V198H97ZM128 199V200H127ZM150 199V201H151V203H150V201L148 202V203H150V205L151 204H153L152 202H153V200H151ZM255 198H253V200H254ZM30 200V199H29ZM59 200V199H58ZM58 200L56 201V202H58ZM59 200V201H60ZM63 200V203L65 202ZM72 200H73V198H72ZM76 200H75V202H76ZM81 200V199H80ZM86 200V199H85ZM122 200V201H123ZM136 200H137V198H136ZM263 200H264V198H263ZM24 201V200H23ZM46 201V200H45ZM66 201V202H67ZM77 201H79V200H77ZM91 201H93L92 199H91ZM99 201V200H98ZM29 202V201H28ZM49 202V201H48ZM65 202V203H66ZM69 202V201H68ZM71 202V201H70ZM72 202H74V201H72ZM79 202H81V201H79ZM78 202V203H79ZM86 202H88V201H86ZM96 203H98L97 202V200L95 201ZM100 202V204H102V206H103V203H101V200L99 201ZM127 202V203H126ZM136 202V203H135ZM156 202V201H155ZM174 202V201H173ZM242 202V201H241ZM245 202V201H244ZM260 202H264V201H260ZM84 203V202H83ZM91 203V202H90ZM96 203H95V205H96ZM142 203V202H141ZM166 203V202H165ZM167 204V205H170V204ZM172 203V202H171ZM193 203V202H192ZM28 204V203H27ZM50 203H48V205H49ZM55 205H56V203H54ZM57 204H59V203H57ZM68 204V203H67ZM72 204V203H71ZM89 204V203H88ZM0 205H1V202H0ZM47 205V204H46ZM70 205V204H69ZM79 205V204H78ZM92 205V204H91ZM98 205V204H97ZM110 205V204H109ZM142 205V204H141ZM144 205V204H143ZM146 205V204H145ZM157 205V204H156ZM166 205V206H167ZM189 205V204H188ZM250 205V206H251ZM254 205V204H253ZM260 206L262 205V203H260L259 204ZM259 205H257V206H259ZM5 207V205H1V207ZM9 206H11V205H9ZM8 206V207H9ZM13 206V205H12ZM52 206V205H51ZM56 206H58V205H56ZM64 206H65V204H64ZM72 206H74V205H72ZM84 206V205H83ZM101 206V205H100ZM125 206H127V205H125ZM153 206H155V205H153ZM160 206V205H159ZM97 207V206H96ZM95 207V208H96ZM121 207V206H120ZM123 207V206H122ZM131 207V206H130ZM133 207V206H132ZM138 207V206H137ZM140 208H142L141 206H139ZM148 207V206H147ZM150 207V206H149ZM176 207V206H175ZM187 207V206H186ZM246 207V206H245ZM253 207V206H252ZM261 207H263L264 208V205H262ZM41 208V207H40ZM52 208V207H51ZM61 208H63V207H61ZM61 208H56V210L54 211V209L53 210H48L47 211V213H46V216L45 217H43L42 219H41V221H43L42 223L44 224V226H46L45 224H50V222H52V220H54L53 218H54V216H55V218L57 217L55 214L56 213H58L59 212V209H61ZM74 208V207H73ZM72 208V209H73ZM82 208V207H81ZM85 208H88V205H87V207L85 206ZM89 208H91V207H89ZM94 208V207H93ZM101 208V207H100ZM103 208V207H102ZM107 208V207H106ZM111 208H113V207H111ZM124 208V207H123ZM158 208H160V207H158ZM163 208V207H162ZM248 208H250V207H248ZM247 208V210H249ZM254 208V207H253ZM255 208H256V206H255ZM263 208H261V209H263ZM31 209V208H30ZM68 210L67 208H64L63 210ZM108 209H109V207H108ZM131 209V208H130ZM136 209V208H135ZM138 209V208H137ZM145 209V208H144ZM150 209V208H149ZM174 208H172V210H173ZM256 209H260V208H256ZM62 210V209H61ZM62 210V211H63ZM81 210V209H80ZM83 210V209H82ZM103 210V209H102ZM106 210V209H105ZM113 210V209H112ZM125 210V209H124ZM123 210V211H124ZM142 210V209H141ZM152 210V209H151ZM155 210H156V207H155ZM161 210V209H160ZM180 210V209H179ZM245 210V209H244ZM251 210V209H250ZM249 210V212H254L255 210H253V211H250ZM264 210V209H263ZM263 210H261V211H263ZM73 211V210H72ZM77 211V210H76ZM159 211V210H158ZM174 211H176V210H174ZM258 211V210H257ZM64 212H66V211H64ZM100 212V211H99ZM102 212V211H101ZM100 212V213H101ZM126 212V211H125ZM128 212V211H127ZM131 212L133 213L134 211H132L131 210ZM130 212V213H131ZM135 212H137V211H135ZM145 212V211H144ZM146 212L148 213V208L146 209ZM154 212V209H153V211H151L150 213H153ZM162 212V211H161ZM244 212V211H243ZM245 212H246V210H245ZM259 213H260V211H258ZM60 213V212H59ZM69 213H70V211H69ZM72 213V212H71ZM74 213H76V212H74ZM103 213V212H102ZM118 213V212H117ZM124 213V212H123ZM129 213V214H130ZM131 213V214H132ZM138 213V212H137ZM146 213V214H147ZM159 213V212H158ZM163 213V212H162ZM167 213V212H166ZM166 213H164V215L166 214ZM248 213V212H247ZM247 213L245 214H243L242 213V215H244V216H247ZM258 213V214H259ZM262 213H264V211L262 212ZM77 214H78V216L77 217H80L79 216V213L77 212ZM121 214V213H120ZM119 214V215H120ZM127 214V213H126ZM134 214V213H133ZM141 214V213H140ZM149 214V213H148ZM39 215V214H38ZM42 215V214H41ZM44 215H45V213H44ZM70 215V214H69ZM123 214H121V216H122ZM125 215V214H124ZM144 215V214H143ZM152 215H154V214H152ZM158 215V214H157ZM65 216V215H64ZM73 216V215H72ZM72 216H68V217H72ZM82 216V215H81ZM115 216V215H114ZM117 216V215H116ZM126 216V215H125ZM132 215H130V217H131ZM150 216V215H149ZM158 216H160V215H158ZM39 217V216H38ZM41 217V216H40ZM76 217V219L78 220V218ZM97 217H99V216H97ZM144 217H145V215H144ZM144 217H142L141 219H144ZM153 217V216H152ZM263 217H264V215H263ZM8 218H9V216H8ZM8 218H5V219H3L2 220V222H3V226H1V228H0V245L1 246H3V248H7V247H5L6 246V243H7V241H8V237L9 238H11V239H9L10 241H8V242H10V243H8V245H12L13 246V248L15 249L14 251H12V255H15V254H19V255H21L20 253H19V251H18V249H20V248H22L23 247V250H27L28 252H30V250H29V248H27V247H25V246H22V247H20L19 246V243H18V240H16L17 238H15V237H13V236H16V234H17V232H18V230H17V228H15V229H11V227L13 226V223H17L18 222V220L17 219H8ZM59 218V217H58ZM62 218H64L63 216H62ZM108 218V217H107ZM107 218H106V220H107ZM119 218V217H118ZM155 218V217H154ZM201 220L203 219L204 220V218L203 217H199ZM247 218H248V216H247ZM65 219V218H64ZM72 219H75V218H73L72 217ZM88 219V218H87ZM87 219H85V220H87ZM101 219V218H100ZM121 219H122V217H121ZM156 219V218H155ZM157 219H158V217H157ZM249 219V218H248ZM261 219H263V218H261ZM82 220V218L80 219V221ZM103 220V219H102ZM111 220V219H110ZM109 220V221H110ZM130 220V219H129ZM128 220V221H129ZM132 220V219H131ZM131 220H130V224H131ZM140 220V219H139ZM199 220V219H198ZM197 220V221H198ZM201 220H199V221H201ZM201 221V225H202V222H203V225H204V221ZM244 220V219H243ZM40 221V222H41ZM74 221V220H73ZM76 221V220H75ZM79 221V222H80ZM89 221H91V220H89ZM95 221V220H94ZM93 221V222H94ZM104 221H105V219H104ZM104 221H102L103 223H101V222H97V223H100L99 224V226L100 225H102L100 228H101V230L99 229V227H98V229L96 228V226L94 227V228H96L97 230H98V232H100V236H102V237H100V236H98V238H103L102 239V243H101V245H100V243H99V245H98V243L96 244H94L95 245V247H91V248H89L90 250H89V252L87 251L86 252V249H84L85 250V252H83L82 254H81V252H80V254H78L75 250H73L74 249V247L72 248V249H70L72 252V255H69V256H66V253H65V251H64V257L66 256V258L65 259H60L61 261H59L58 263H55V264H116V262L114 263L112 260H115L112 256H111V252H110V250H109V252L110 253H107L108 252V249L105 247V244L107 243L106 242V237H105V234L106 233H108L107 231H108V229H110V231H112V233H114V232H121V231H123V232H125V231H128V230H130L129 228H131V226L129 227V226H126V225H116V224H114V222H112L111 224L109 223H107L106 221H105V223H104ZM141 221V220H140ZM245 221H247V220H245ZM35 222V221H34ZM39 222V223H40ZM65 222L66 221H64V222H62V223H64L65 224ZM68 222V221H67ZM70 222V221H69ZM68 222V223H69ZM92 222V221H91ZM92 222V223H93ZM150 222H151V220H150ZM156 222V221H155ZM159 221H157V223H158ZM253 222V221H252ZM71 223V222H70ZM73 223V222H72ZM76 223V222H75ZM74 223V224H75ZM94 223H96V222H94ZM160 223H161V221H160ZM200 223V222H199ZM237 223V222H236ZM243 223H244V221L242 222L241 221V223L239 224V223H237L238 225H235V226H239V227H242L243 226ZM259 223V222H258ZM38 224V223H37ZM41 224V223H40ZM73 224V225H74ZM81 225H82V222L80 223ZM79 223H78V225H80ZM121 224V223H120ZM124 224V223H123ZM148 224V223H147ZM151 224V223H150ZM155 224V223H154ZM194 224V223H193ZM192 224V225H193ZM196 224V223H195ZM242 224V226H240ZM251 224V223H250ZM249 224V225H250ZM35 225V224H34ZM96 225V224H95ZM129 225V224H128ZM139 225H140V223H139ZM191 225V226H192ZM200 225V228H198L197 230L196 229H194V228H197V226L199 227V225H195V226H193L194 228L193 229H191V231H193V230H195V231H193V232H196L197 234V237H196V239H194L195 241L194 242H192L193 241V239H191L190 237H192V234H194V233H189V232H185V231H183V230H181L182 232H184L185 233V237H183V238H190L192 241H189V240H182V241H179V240H181V239H179L178 241L176 240V242L175 241H171V244H170V241H168L169 242V245H166L164 242H163V244L162 243H158L157 242V239H155L156 240V242L158 243V244H162V245H164V246H161L159 249V251L158 252H156V253H154L153 251L150 253V251L148 252V258L150 259V260H152V262H147L146 261V259L145 260H140V262H141V264H143L144 262H145V264H149V263H153V264H191V263H193V261L195 262V264L197 263V264H202V262L204 261V259H202L203 258V254H204V256H205V254H207L206 252H205V246H207V244H208V242H209V244H211L212 242L214 243V241H208L209 239H207L208 238V234H210V232L209 231H211V230H207L206 232L203 230L204 228L206 229H208L209 227H206V226H204V228L202 229V227L203 226H201ZM258 225H260V224H258ZM262 225L264 226V221H263V223H262ZM262 225H260V226H262ZM15 226V225H14ZM67 226H70V225H67ZM72 226V225H71ZM70 226V227H71ZM88 226H89V224H88ZM133 226V225H132ZM138 226V225H137ZM141 226V225H140ZM143 226V225H142ZM149 226V225H148ZM147 226V227H148ZM152 226V225H151ZM154 226H156V225H154ZM190 226V227H191ZM263 226H262V228H263ZM38 227H41V225L40 226H36V228H38ZM47 227V226H46ZM45 227V228H46ZM51 227V226H50ZM79 227V226H78ZM78 227H76V224H75V227L73 226V227H71V228H73V229H71V231H70V229H68L69 230V232L71 233V235H72V230L74 231L75 230V232H76V228H78ZM85 227V226H84ZM158 227V226H157ZM244 227H247L246 225L244 226ZM244 227H243V229H244ZM251 227V226H250ZM35 228V229H36ZM43 228V227H42ZM56 228V227H55ZM63 228H65V227H63ZM63 228H61V231H62V229ZM69 228V227H68ZM75 228V229H74ZM80 228V227H79ZM86 229H88V227H85ZM89 228H90V226H89ZM92 228V227H91ZM135 228V227H134ZM156 228V227H155ZM154 227H151V228H146L145 229V234L147 235V234H149V232L151 233V235H153L155 232L157 233V231H156V229H155ZM189 228V227H188ZM187 228V229H188ZM226 229H224V230H227L228 231V229H227V227H225ZM229 228V227H228ZM35 229H34V231H35ZM39 229H41V228H39ZM44 229V228H43ZM47 229H49V228H47ZM81 229H83L82 227H81ZM133 229V228H132ZM144 229V228H143ZM186 229V230H187ZM190 229V228H189ZM215 229V228H214ZM223 229V228H222ZM231 228H229V230H230ZM235 229H236V227H235ZM235 229H233V230H235ZM239 229H241V228H239ZM259 229H260V227H259ZM23 230V229H22ZM31 230H33V229H31ZM46 230V229H45ZM67 230V229H66ZM65 230V231H66ZM80 230V229H79ZM79 230H77V233H79L78 231ZM97 230H95L94 229V231H97ZM100 230V231H99ZM138 230V229H137ZM136 230V231H137ZM142 230V229H141ZM141 230H140V233H141ZM217 230V229H216ZM223 230V232L225 233V231ZM232 230V231H233ZM237 230H238V228H237ZM261 230V229H260ZM263 230H264V228H263ZM37 232H38V230H36ZM46 231H48V230H46ZM46 231H44L43 230V232L45 233ZM49 231H50V229H49ZM51 231H52V229H51ZM51 231H50V234H51ZM56 231V230H55ZM64 231V232H65ZM85 231V230H84ZM83 231V232H84ZM90 231V230H89ZM109 231V232H110ZM131 231V230H130ZM135 231V232H136ZM158 231H159V229H158ZM190 231V232H191ZM231 231V230H230ZM244 231V230H243ZM54 232V231H53ZM59 232V231H58ZM67 232V231H66ZM82 232V231H81ZM80 232V233H81ZM88 232V231H87ZM86 232V233H87ZM98 232H95V233H97L98 234ZM133 232L134 231H132V234H133ZM182 232H180V233H182ZM211 232H213V234H215V235H220L217 231H214L213 229H212V231ZM237 232H239V231H237ZM236 232V233H237ZM21 233H23V232H21ZM43 233V234H44ZM49 233V232H48ZM56 233V232H55ZM55 233H53V234H55ZM60 233V232H59ZM58 233V234H59ZM89 233V232H88ZM87 233V234H88ZM94 233V232H93ZM92 231L89 233L91 236H92ZM131 233V232H130ZM142 233H143V231H142ZM190 234V235H188V234ZM208 233V234H207ZM227 233V232H226ZM235 233V234H236ZM41 234V233H40ZM43 234L41 235V236H43ZM66 234V233H65ZM64 234V235H65ZM69 234V233H68ZM86 234V235H87ZM97 234H95V235H97ZM120 234V233H119ZM159 234V233H158ZM160 234H161V231H160ZM165 234V233H164ZM163 234V235H164ZM187 234V235H186ZM233 234V233H232ZM250 234V233H249ZM49 235V234H48ZM60 235V234H59ZM67 235V234H66ZM83 235H84V233H83ZM107 235H110V234H107ZM112 235H114V234H112ZM137 235V233L135 234V236ZM142 235V234H141ZM150 235V234H149ZM149 235H148V237H149ZM150 235V236H151ZM157 235V234H156ZM156 235H154V237H156ZM166 235V234H165ZM195 235V236H196ZM215 235H214V237H215ZM229 235V234H228ZM231 235V234H230ZM45 236H46V238H48L47 237V235L45 234ZM44 236V237H45ZM52 236V235H51ZM54 236V235H53ZM69 236V235H68ZM67 236V237H68ZM76 236V235H75ZM81 236V235H80ZM127 236H128V234H127ZM159 236H161V235H159ZM235 236V235H234ZM236 236H237V234H236ZM54 237H56V235L54 236ZM64 237V236H63ZM95 237V236H94ZM129 237V236H128ZM134 237V236H133ZM137 237H139V235L137 236ZM141 237H143V236H141ZM140 237V238H141ZM154 237H153V239H154ZM181 237V236H180ZM218 237V236H217ZM57 238V237H56ZM65 238H66V236H65ZM71 238V237H70ZM78 238H79V236H78ZM82 238H83V236H82ZM82 238H81V241H82ZM87 238H89V240H91L92 239V242H90L89 240V242H90V245L91 246H93V244L92 243H94L93 242V240L95 239V238H93V236H92V238H90V237H88L87 236ZM86 238V239H87ZM108 238V237H107ZM131 238H132V236H131ZM131 238H128L129 239V241H130V239ZM136 238V237H135ZM156 238H158V236L156 237ZM50 239V238H49ZM53 239V238H52ZM64 239V238H63ZM83 239H85V236H84V238ZM145 238H143V240H144ZM213 239H215V238H213ZM4 240V241H3ZM65 241L67 240V239H64ZM69 240V239H68ZM76 240V239H75ZM74 240V241H75ZM79 240V239H78ZM127 240V239H126ZM137 240V239H136ZM138 240H139V238H138ZM137 240V241H138ZM142 240V238L140 239V241ZM142 240V241H143ZM155 240H151V237H150V239L148 238L147 240H146V243L147 244H149V245H147L148 247L149 246H153V242L155 241ZM160 239H158V241H159ZM54 241V240H53ZM59 241H61V240H59ZM81 241H79L78 242V244L81 242ZM86 242H87V244H88V241L87 240H85ZM84 241V242H85ZM96 241V240H95ZM99 241V240H98ZM108 241V240H107ZM110 241V240H109ZM216 241V240H215ZM50 242V241H49ZM100 242V241H99ZM144 242H145V240H144ZM160 242V241H159ZM174 242V243H173ZM52 243V242H51ZM61 243V242H60ZM77 243V242H76ZM109 243V242H108ZM123 243H126V242H123ZM141 243V242H140ZM216 243V242H215ZM20 244H22V243H20ZM39 244V243H38ZM62 244V243H61ZM67 244V243H66ZM71 244V243H70ZM69 244V245H70ZM77 244V245H78ZM131 244L134 246H136V242L135 241H133L132 240V242H131ZM10 245V246H11ZM14 245H16V246H14ZM48 245H50V244H48ZM68 245V246H69ZM84 245V244H83ZM96 245H98V246H96ZM108 245V244H107ZM110 245V244H109ZM125 245V244H124ZM124 245H122L123 247H124ZM141 245V244H140ZM227 245V244H226ZM11 246V247H12ZM60 246V245H59ZM72 246H74V245H72ZM87 246H89V245H87ZM130 246V245H129ZM134 246V248H136ZM141 246H144V243H143V245H141ZM140 246V247H141ZM154 246H156L157 247V245H154ZM209 246V245H208ZM207 246V247H208ZM19 247V248H18ZM24 247H25V249H24ZM40 247V246H39ZM67 247V246H66ZM71 247V245L69 246V248ZM78 247V246H77ZM82 247V246H81ZM81 247H79V248H81ZM122 247V248H123ZM127 247V246H126ZM130 247H132V246H130ZM129 247V248H130ZM147 247V248H148ZM204 247V251L202 250V248ZM210 247H212V244H211V246ZM17 248V249H16ZM59 248V247H58ZM69 248L67 249V250H69ZM75 248H76V245H75ZM86 248V247H85ZM116 248V247H115ZM117 248H118V246H117ZM125 248V247H124ZM133 248V247H132ZM142 248H144V247H142ZM147 248H146V250L145 249H143V250H145V251H140L141 253L142 252H147L148 250H150L149 248H148V250H147ZM151 248V247H150ZM153 248V247H152ZM200 248H201V250L203 251V252H205V253H201L202 251L200 250ZM215 248V247H214ZM12 249V248H11ZM110 249V248H109ZM113 249V248H112ZM111 249V250H112ZM126 249V248H125ZM210 248L208 247V251H210L209 250ZM212 249V248H211ZM9 250H10V248H9ZM46 250V249H45ZM88 250V249H87ZM206 250V251H207ZM22 251V250H21ZM49 250L47 249V252H48ZM80 251V250H79ZM117 251V250H116ZM115 251V252H116ZM127 251V250H126ZM198 251H200L199 253H198ZM13 252H14V254H13ZM24 252V251H23ZM45 252L46 251H39V250H37L34 254H32L31 252V254H29L30 256L29 257H31L32 259L31 260H35V262H36V264H44V257L46 256L45 255ZM47 252H46V254H47ZM114 252V251H113ZM11 253V252H10ZM25 253V252H24ZM24 253L22 254V255H24ZM139 253V252H138ZM138 253H136L135 255V257L137 258L138 257V259L140 258L139 256H137L138 255ZM150 253V254H149ZM201 253V254H200ZM7 254L8 253H6L5 255H4V257L2 258V261H5V259L6 258H8L7 257ZM25 254H28V253H25ZM18 255V256H19ZM49 255V254H48ZM124 255V254H123ZM143 255H144V253H143ZM25 256V255H24ZM27 256V255H26ZM50 256V255H49ZM71 256V257H70ZM128 256V255H127ZM140 256H141V254H140ZM201 256V257H200ZM211 256V255H210ZM14 257V256H13ZM21 257V256H20ZM28 257V256H27ZM48 257V256H47ZM47 257H45V259L47 258ZM111 257H112V259H111ZM117 257V256H116ZM123 257H126V256H123ZM144 257V256H143ZM206 257H208L207 255H206ZM205 257V258H206ZM12 258V257H11ZM22 258H23V256H22ZM53 258H55V257H53ZM52 258V259H53ZM127 258V257H126ZM134 258V257H133ZM136 258H134V260H136ZM142 258V257H141ZM24 259V258H23ZM48 259V258H47ZM56 259V258H55ZM121 260H122V257L120 258ZM119 259V260H120ZM124 259V258H123ZM131 259L132 258H130V263H128L127 262V260H129V258L126 260L125 259V261H123V262H126V263H128V264H132V263H135V261L133 260V262H131ZM138 259L136 260L137 262L135 263V264H138L139 263V261H138ZM50 259H48V263H50V261H49ZM57 260V259H56ZM195 260H197V261H195ZM208 260V259H207ZM45 261H47V260H45ZM116 261V260H115ZM118 261V260H117ZM142 261H144V262H142ZM243 261V260H242ZM53 262V261H52ZM51 262V263H52ZM121 262V261H120ZM248 262V261H247ZM46 264H47V262H45ZM119 263V262H118ZM117 263V264H118ZM238 263V262H237ZM13 264H18L17 262H14ZM53 264V263H52ZM120 264H122V263H120ZM248 264V263H247Z\"/></svg>",
  "mask_w": 264,
  "mask_h": 264
}]
</instances>
